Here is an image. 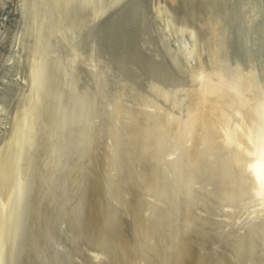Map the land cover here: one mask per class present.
<instances>
[{
    "label": "rangeland",
    "instance_id": "374dc122",
    "mask_svg": "<svg viewBox=\"0 0 264 264\" xmlns=\"http://www.w3.org/2000/svg\"><path fill=\"white\" fill-rule=\"evenodd\" d=\"M0 4L2 5V6L0 5V9H2V11L5 12L4 14L5 16L4 15L0 16V19H1L0 21H2L3 19L7 17H10L9 18L11 20L10 23L11 25H13L12 28L14 27V34L12 35L13 37L10 40L11 42H13V46L10 52L8 51V53L5 56V63H4L5 66L2 70L1 79L3 82L6 81L8 83V80H9V83H11L12 82L10 79L11 77L9 76V79H8V75L11 72L15 71L18 63H21L20 61H22V63L24 62V64H22L24 68H26L27 65L29 64L27 68L33 71L32 72L31 70H29V73L32 78L34 77L33 78L35 79L34 85H36V86L33 85L34 87H32L33 92L31 96L29 97V102H28L29 104L26 108V110L28 111L25 110L26 112H24L21 115V118L17 120L19 124L15 122L16 118H15V111H14L17 105L15 102L16 101L18 102L17 100L18 98L14 97L15 100H13L11 103V101H9L11 100L9 96H7V98L6 96H4V98H6L5 100L3 97H1L5 94V91H4L5 89L6 91L7 90L11 91L9 87L3 88V90L0 91L1 92L0 97L1 99L3 98V100L0 99V150H3L2 146L4 147V143L7 141L10 135H11L10 136L11 139L9 141L10 145L8 144L7 145L8 147L9 146L11 147L13 144V147H11L12 149H10V147L7 148V146H5L4 148L5 150L10 149L13 152L10 156H7L9 161L7 160V157H5L6 160L4 159V157H0V159L4 160V161L2 160V162L0 163V184L4 183L5 185H7V183L10 182L8 183V185L12 184L13 186V189L10 190L11 193L9 192V190L1 192L3 196L7 195V197L3 198L2 194L0 195L2 197L0 198L1 199L0 203L2 205V206L0 205V209L1 208L4 209L3 207H6L8 205H9V209L11 210L15 208L14 209L15 211L12 210L9 215V219H10L9 226H8L9 231L7 232V235L5 237L7 239L6 240L7 242L5 241L4 236H2V234L4 233V230L3 228H0L2 229L0 232H3V233H0V238H1L0 239V251H1L0 252V264H8L10 260L11 261L9 264L11 263L12 264H30V262L32 264H72V263L73 264H78V263L79 264H94V263L95 264H115L116 261H119L120 264L122 262H124L123 264H127L128 262L129 263L131 262L130 264H137V262L138 264H146L144 263V260L148 259L150 256L144 259L145 255L143 257L141 255H143L144 252L151 253V251H153L152 249H154V252H152L154 256L150 254L153 256V258L150 257V260L149 259L147 260L149 261V264L151 261H154L152 262V264L156 262L157 255H155V253L158 254V256L161 255L159 257L160 259L157 258L158 261L159 260L160 261L156 262L155 264H161V263L164 264V262H167L170 258H172L171 256L175 252V251L173 252V250L177 249V247L172 248L173 247L172 244L175 242L178 245V241H180L181 239L182 241H180L179 244L181 242L183 243V237H182L183 232L181 234L182 230L189 231L190 233L185 232L186 234H188L187 238L191 236L190 239H192V242L195 241L193 244H191V242L188 241L191 244L190 247L193 246L196 253L197 251L198 252L200 251L201 256L202 255L205 256L206 254L205 256L206 259L202 260L204 263L201 262V264H215L216 261H218L220 258L222 259V260L220 259L221 261L227 258L226 260H224V262L218 261V263L220 264L222 263L227 264L228 263L227 261H229L228 264H232V263L233 264H264V237H263L264 236L263 234L264 233V228H263L264 227V192H261V191L258 192L259 181H256L254 179L255 176L252 175V172H251L252 163L248 165V163L250 162L249 160H251V158L250 159L247 158V157H252L254 154L257 156V153H258L257 149H261V146L263 147L264 145L262 143L264 140L263 138L261 140V137H260V136L262 137L264 136V0H16V1L15 0H0ZM19 6L21 8V12L15 16L12 15L11 11L15 9L16 7L18 8ZM22 7L25 9L24 13H23L24 9H22ZM32 11L34 13H32ZM22 14H24L25 16ZM35 21H38V22H35ZM33 26H35V29ZM28 28H29V31H28ZM38 31L40 34L38 33ZM211 37H213V42L211 40ZM27 42H29L30 44ZM26 45H29V46H26ZM30 45L31 46L33 45L34 49ZM28 52L30 53L32 52L31 53L32 56L29 53L30 54L29 58L31 57L30 58L31 60L28 61V64H25L26 63L25 59H27ZM24 56L26 58H24ZM119 57H122V60L127 62V63L125 62L127 66L122 62L124 64L123 68L125 67L124 69H122V66L120 68L121 64L118 63L120 62L118 60L121 58ZM30 65L31 67H29ZM32 78H29L28 81L32 80ZM47 86L49 87L48 94H47V89H46ZM207 86L208 87L210 86V87L208 88ZM203 89L207 90V92L205 93H208V92L211 93L210 96H212L215 93L214 91H216L217 98L215 99L216 94L213 95L215 97L213 96L212 97L215 100H218L219 98L218 102L219 103L222 102V104L220 103L221 111H225L226 113V114L222 113V115L223 114L225 115V116L223 115L224 116L223 120H226L227 118V122L228 121L229 122L226 124L229 125L230 123L229 127L226 126L228 129H230V126L232 127V123L234 125H238V123H241V126L239 125V127L242 130H240L239 128V130L237 129L235 131L234 127H232L235 134L231 130L230 132L236 135L237 131L239 132L241 131V134L236 135V136L238 137L240 136L238 141L240 140L241 143L243 142L242 144L236 141H228V139H226L227 141L225 140V142H223L224 140H221V138L225 137V134L229 132V130L225 127L226 125L225 123L221 125L223 126L224 129L226 128L225 129L227 130L226 133L223 131V128L221 129L223 132L220 130H219L220 132L217 131L218 129L221 128L219 127L218 129L214 131L212 135L206 134L205 132L203 134L204 136H201L200 134L204 132V130L199 129V130H195V133L196 132L200 133L199 134L200 136L198 137H196L198 134L196 135L194 134L195 136L191 135L189 133L190 130L186 132L183 129H179L180 127L182 128V124L179 121L182 120L183 122V120H185L186 122V120L190 117V115L192 117V115L195 114V113H191L192 110L195 108V106L199 105V102L203 100L202 98L204 97L207 98V96L203 94L204 93ZM52 91L54 94L52 93ZM210 91H213V93ZM198 93L203 94V97L201 95L202 97L201 99L198 97L200 94L197 96ZM66 94L67 95L69 94V95L67 96ZM47 95L49 97V101L46 100ZM218 95H220V97H218ZM56 96L58 98V102H57ZM64 96L66 97L64 98ZM210 96L208 98H210ZM195 97L197 98V100L195 99ZM221 97H223L224 99H222ZM66 99H70V101ZM65 100L67 103L65 102ZM207 100L204 99L203 102ZM46 101H47V104L50 105L51 132L49 130L50 132L48 133L49 136H47V133L45 132L47 131V128L45 130H42L44 129L43 126H46V123H45L46 116L44 115L45 114L44 112H47L45 111L47 109ZM194 101L195 102L199 101V102L198 104L194 105ZM223 105L224 107L222 108ZM45 106L46 108H44ZM197 106L196 108L200 109V107H197ZM199 106H201V104ZM117 108L119 109V112H121L122 110L121 114L118 112ZM199 109L198 110L196 109V112L197 111L199 112ZM221 111L219 112L221 113ZM113 112H115L116 114H113ZM79 114H81V116ZM107 116L110 118H107ZM221 116H220V119H221ZM174 117L179 118V119L177 118L178 122H176L178 125L176 124L175 126L179 127L180 126L179 123L181 124L178 130L175 126H173L174 122L176 121V118L174 121ZM118 118H119V121L116 120ZM21 119H23L24 122ZM168 119H169V122H168ZM30 120L33 122V124L35 123L34 127H32L33 124ZM172 120H173L172 122L173 124H169ZM26 121L28 122V124ZM68 121L70 122V124ZM29 122H31L32 126L30 125ZM185 122H183V127L187 129L190 128L189 126L185 125L186 123L189 124V121L186 123ZM77 123L78 124L80 123V124L78 125ZM123 123H126V126ZM64 124L65 125L67 124V125L65 126ZM131 124L133 125V127L131 126ZM141 124L142 126H140ZM167 124L173 127L171 128L167 126ZM165 125L167 128H165ZM109 126L112 128L115 127L119 131L116 130L115 132L117 133H115L113 132L115 130L114 129L112 131L113 133H109L112 130V129L110 130ZM18 127L20 130L18 129ZM29 127L30 129H28ZM127 127H129V129ZM137 127L139 129H136ZM119 128L121 129V131ZM163 128H165L164 132L166 130L167 131L170 130L171 132V130L173 129L172 133H169V131L167 132V134L169 133V135L171 136L167 134H166L167 136L164 135L166 139H168V137L171 138L170 140L169 139L168 140L172 142V144L168 146V144H170L168 140L167 141L165 140V141L169 143L167 144L164 141V144L165 145L167 144L165 146L167 148L168 147L171 148V146L173 145L172 147H174L173 148L174 150L172 148L171 150L169 148L168 149L165 148L163 150V147H162L163 151L160 150L161 148V147L159 148L160 142L163 143V138H164V137L160 138L161 136H163L162 133H160V130L162 132ZM174 128H176V131H178L179 134L174 133L176 132ZM13 129H17V130H13ZM127 129L130 131H128ZM136 130L137 131L139 130V131L137 132ZM180 130H183V132ZM244 130L247 133V134L245 133L246 136L244 138H246L248 142L246 140H243L244 138H242L244 134ZM158 132L161 135L158 134ZM215 132H217V136ZM230 132L229 134H227L228 136H230ZM119 133H120V136L118 135ZM182 133L184 136L182 135ZM42 134L46 135V137L44 138ZM110 134L112 136H110ZM125 134H126V137H125ZM222 134L224 135L222 136ZM141 135H143L144 137L143 136L141 137ZM177 135H180L183 137L180 138V136L178 137ZM190 135L194 136L195 138L194 141L197 143H196V146L194 145L191 147L190 145V148H188L189 145H186V144H189V141L185 142L183 141L185 140L183 138L188 136L189 138L187 137L186 138L190 140L191 144H193L194 142L192 140L194 138L192 137V139H190L191 138ZM213 135L216 136L215 141H214L215 138H213L214 137ZM206 136L207 138H205ZM210 136L213 139H211ZM228 136H226V138H228ZM100 137L104 138L103 140L107 143H105ZM116 137L118 138V140ZM120 137L121 139L119 140ZM200 137L202 138L204 137L203 140L205 141L206 139V141L199 142L200 139L202 140V138ZM41 138L45 139L46 141L42 140ZM172 138L173 140L175 139V141H171ZM197 138L199 139L198 141H197ZM47 139L49 140L51 139L50 140L51 144L48 142L49 140ZM178 139L181 143L176 142L178 141ZM41 140L46 143L48 142L50 146L49 145L47 146L48 143L45 144ZM100 140L103 141V143L105 144V146H107V148L103 146L104 145L103 143L101 144ZM122 140L124 142H122ZM211 140L213 141L211 145L206 144L207 141L210 142ZM39 141L40 143H38ZM117 141L118 142L121 141V142L117 143ZM155 141L158 142L159 144L156 143ZM245 141H246L247 147L245 146L246 147V148L244 147L245 149L242 147L243 150H240L239 155L234 154V155H237L236 157H238V158H235L232 152L233 149L234 148L236 149L237 143L244 146ZM150 142H153V143L150 144ZM173 142L176 143L178 147L179 146L183 147V145L186 147H184V149L182 147H179V148L177 147L178 149H181L182 151L181 150L176 151V147H175L176 144H174ZM121 143L124 144L125 146L123 147L124 149L122 148ZM224 143H227V144L223 146ZM228 143H231V144L228 145ZM233 143H234V146L232 145ZM44 144L46 147L45 149L48 151L49 150L52 151L51 153L50 151L49 152L45 151ZM97 144L99 146H97ZM114 144L115 145L117 144L119 146L121 145L120 148H122V150L116 145V147H118L120 152H118L117 148H115V151H114L113 150V147L115 146ZM199 144L202 146H200ZM205 144L206 146L207 145L208 146L207 147L204 146ZM218 144L219 145L223 144V145L218 146ZM257 145L258 146L261 145V146L257 147ZM100 146H103V147H100ZM203 146L205 147V150L207 151L209 148V152L211 151V153L213 152L216 153V150L217 149L219 150V148L220 150L222 149L223 151V148L225 149V148H228L229 146H233V149H230L232 151L230 150L227 151V153L230 152L232 153V155L229 154L231 155L229 156L228 154H226L225 156V154H222V151H220L221 155H223V157H221V155H219L220 152H217L220 158H218L216 155H215V158L216 159L218 158L217 162L219 161L218 162L219 165L218 166L214 165V167L212 165L213 168L212 167L208 168L209 164H210L209 166H211V163H212L211 161L214 160V159L213 160L211 159L214 158V156L213 154H211L213 156L212 157L210 153L206 154L208 152L206 151L205 153L204 149H202ZM215 146L217 147V149L216 150L212 149V148H216ZM248 146L251 148L249 149ZM47 147H51V148L47 149ZM97 147L98 149L99 147L102 148V150L101 149L98 150ZM151 147L152 149H150ZM198 147L200 148L199 153L196 152ZM103 148L105 149V151L103 150ZM187 148L189 150L191 149L192 150L188 151ZM108 149L111 151L113 150L114 155L110 153L111 151L106 152ZM142 149H143L144 154L142 153ZM149 149L150 151H147ZM195 149L196 151L193 152V150ZM235 149H234V152H237L235 151ZM237 149L239 150V148ZM151 150H155L153 151L154 153H152ZM157 150L163 155H159ZM202 150L204 152H202ZM241 151L243 152L241 153ZM251 151L253 152L252 153L253 155L250 153ZM87 152H88V155H86ZM97 152L101 154L99 155V153ZM121 152L122 154H120ZM145 152L147 154L148 153L150 154L147 155ZM155 152H157L158 154ZM167 152L168 154L170 153L169 156L167 155ZM185 152L186 153L193 152V153L187 154L189 156L187 157ZM195 152L201 155H197ZM223 152L226 153L225 150ZM123 153H125V155ZM181 153L184 155H182ZM116 154H118L119 156L116 157L117 156ZM151 154H153V156ZM192 154H196L200 158L197 161L198 164L196 163L197 165L201 164V166L197 167L198 170L194 168V166L196 167V165L193 166V163H192V166L189 165L192 162V161L190 162L191 158L192 160L195 159V157L198 158L197 156L193 158L194 155ZM98 155H99V158H97ZM175 155H177V157ZM203 155L204 157L207 156L206 157L207 159L205 158L203 159ZM106 156H109V159H110V156L112 160L114 159L113 160L114 163L112 161L111 163L113 164L111 166H114L117 170L114 167H109L111 163L108 162L109 159L107 157L108 159L107 160ZM178 156H180V158ZM181 156L182 157L184 156L186 160V164H188L189 167H186L185 162L182 163ZM115 157L117 158L116 161L118 159L120 160V164L118 161H117L118 163L115 161ZM224 157H227L226 160L228 162L225 161L227 167L224 166L225 165V162L223 161ZM228 157L229 158L231 157L233 159L229 161ZM184 158L182 159L183 161H185ZM246 158L248 159L247 161L249 162L246 161ZM53 159H55V161ZM98 159L99 161H102V160L104 161L105 159L107 160L105 161V164L108 165V170L107 168H105L106 165L103 166L104 164H102L101 167H98L99 169L102 168L101 169L102 171L95 168L97 166L94 164H98V162H96V160L98 161ZM220 159L222 160L221 162H223L224 165L223 163L221 164ZM201 160L202 161L207 160L206 162L207 164L208 163L209 164L206 166L204 162V165H202L203 162ZM148 161H151V162H148ZM238 161L241 162L240 163L241 166L242 164L244 165V167L242 168V171L245 170L243 171V174L241 172V168L237 166L239 165ZM44 162L46 163L48 162L49 164L48 163L46 164ZM163 162H166V163L170 162V164L168 163L166 164ZM195 162L196 160L194 161V164ZM231 162L232 164L234 162L236 164L238 163L237 165H235L234 163V165L238 167V169L240 170H238L235 167L233 168L234 165L229 167L228 164H231ZM85 163H86V166L84 165ZM115 163L119 165L117 166ZM183 164L185 165V167H183ZM99 165L100 163L98 164V166ZM176 165H179L181 168L183 167V170L179 166H176ZM222 165L225 167V168L223 167L224 169L221 167ZM159 166L161 167L166 166V168H163V170L164 169L166 170L164 171L167 172L166 173L167 175L166 174L162 175L164 172L160 174V172H162V168L161 167L159 168ZM204 166L205 168H203ZM216 166H217V169H216ZM46 167L48 168L46 169ZM91 167L92 168L94 167V169L98 170V171L97 170L95 171L100 172V173H95L94 171L95 175H93L94 173L91 172L92 170ZM218 167L221 168L223 172H225L226 170L228 171L230 170L229 172L231 171L235 172L234 171L235 169L241 172L242 175L241 174L236 175L239 172L237 173L235 172L236 174L235 173L233 174V173H229L228 171H226V174H224L225 177L223 173L222 174L220 173V176L222 175V177H221V181L219 179L220 181L219 183L221 182L223 183V181L227 178V176L232 177L233 180H236V179L240 180L241 178L245 179V180L243 179V181L241 179V181L244 183L243 184L240 181L242 185L238 183L239 180L238 181L236 180L237 182L232 180L234 185L233 187H231L232 178L230 179L228 177L230 179L228 180L230 184H225L224 182L225 186L221 184L219 186V189L221 188L220 190H222V194L225 193L226 190L227 191L230 190L232 192V195H235L236 198H234L233 196L230 197L231 194L228 195V193H231V192L226 193L227 195L226 194L222 195L223 196L222 197L218 187L217 188L215 187L216 184L219 185V183L217 182L218 180L213 181L214 178L215 179L220 178V176H218L219 173L217 171L222 172L220 171L221 169L218 170ZM109 168L115 170L113 172H115L116 174H114L111 170L110 171L112 173L111 172L107 173L108 175L113 174L111 175L112 177L115 175L114 177L116 181L115 179H113L114 177L112 178L114 183L110 179L111 177L106 174V170L107 172H109ZM171 168H173L174 170ZM176 168H178L179 170L176 172H173L175 171ZM167 169H170V171H168ZM187 169L188 170L192 169L191 170L192 172H188ZM199 169H201V171L203 170V172H205L206 174L211 175V177L212 175H214V178L210 177L211 179H213L212 182L206 181L205 183V181L203 180L205 178L207 179L209 175L208 177H206L207 176L206 174L204 176V173L201 172ZM213 169L215 171L217 170L216 171L217 173L214 172ZM148 170L150 173L153 174V175L151 174L152 176H154V174H157V172L161 176L160 177L157 174L158 176L155 175L154 177H152L153 179L155 177L157 178L160 177L158 179H161L162 183H160L159 181L157 183L158 186L159 184L160 185L163 184V179L164 180L165 178L170 179V177L174 178V180L172 181H175L178 185L175 182H171L170 181L171 179L169 181L166 180L164 184L166 183L167 184L166 185L163 184L164 186L161 185L160 187L161 191H160V189L157 188L158 186H156L157 184L152 183L156 181V178L153 181L147 178L148 174H150V173H146L148 172ZM1 171H3V173H1ZM209 171H212L214 174H210ZM187 172L189 173V175L191 173V175L188 177L190 178L189 181L192 182V183L190 182L191 188H188L187 185L183 184V183L187 184L189 182L188 180H186L188 178L186 179L183 178V177H186V175L188 174ZM141 173L146 176L142 175ZM177 173H178V176L183 178L186 182L183 180H182L183 182H181L179 180L181 178L177 176ZM103 174L105 176L107 175L106 177H108L112 183L108 179L107 180L111 184L108 183V181L105 179ZM168 174L170 176H168ZM215 174L218 178L215 176ZM229 174H231L232 176ZM98 175H99V178H97V180H99V182L101 181L100 183L94 177V176L98 177ZM102 175H103V179L101 180ZM173 175L174 177H172ZM91 177L93 179L95 178L96 180L95 182H98V184L94 183L93 182L94 180ZM149 177L151 176L149 175ZM176 177L178 178V180ZM210 178H208L207 180H209ZM222 178H223V181H222ZM147 179H148V183L150 182L155 185V187L157 188V191H153V190H156L155 187L153 190H151L150 187H152L153 185H151L150 183L149 184L151 186L149 185L150 187H147V185L145 184V182H147ZM176 180L180 181L181 183L179 182L180 183L179 184ZM86 182L87 183L89 182L90 185L87 184ZM91 182L93 183V185ZM116 182L117 184H115ZM122 182L123 183L126 182V184L125 183L123 184ZM234 182L238 183L240 187L239 186L236 187V184ZM101 183H103L102 184L103 186L101 185ZM118 183L120 186L118 185ZM171 183L172 184L174 183L176 185L174 186ZM190 183L188 184L190 185ZM170 184L172 187H174L173 188L174 190L171 188V186L168 187ZM15 185L18 187L17 188L18 190L17 189L15 190ZM104 185L108 186V187L106 186L107 190H105L106 188ZM113 185L119 186V187L116 186L119 191ZM205 185L206 187L204 188L206 189H203V186ZM112 186L115 187L111 189L112 193L111 194L106 193V191L110 192L109 191L110 189L108 188H111ZM122 186H124V188ZM165 186L166 188H168V190L165 188ZM223 186L225 189L223 188ZM97 187H100V190ZM209 187L211 189H214L215 192H219V193L214 192L215 195L216 194L218 195L220 194V195L219 196L214 195L215 196V199H214V196H212L211 194L213 190H211ZM143 188L145 189L147 188V189L144 190ZM186 188L188 189V191ZM228 188L230 189L228 190ZM238 188H242L243 191L242 189L241 191L244 192V194L238 191L240 190ZM244 188L246 192L244 191ZM113 189H116L118 192L116 190L113 191ZM189 189L192 191V193L191 191L189 192ZM200 189H202V191L204 190L203 193L205 192V190L211 192L210 193L211 195L208 194V196H206L207 193H209L207 192L206 194H202V196L204 195L206 196V198L204 196L202 197L201 195H199ZM223 189H224V192H223ZM90 190H92L93 193H90ZM97 190L100 192L102 190L105 191V192L102 191V193L104 192V194H101V196L99 197L101 198L108 197L109 196L108 194H110L111 197L115 200L114 201L112 198L108 197L110 201L111 200L113 201L109 202L108 199L106 198L105 199L108 201V203L107 202L105 203V201L101 202V199L99 201L100 203H104L102 205L99 203L100 204L99 207L104 206L102 207V209L99 208L100 212L101 210L106 212V216L104 212L102 213L104 214L105 218L101 215V218L103 217V221L104 219H108V217L109 219L111 218V216H108V214L110 215L113 214L112 222H109L111 221L109 219H108L109 223L107 222V220H105L106 221L105 228L102 227L104 224L99 226V224L101 223V221L99 222V220H101L99 218L101 213L98 211L99 216L93 215V213H91V212L95 213V211H92V210L94 208L93 207L94 204L96 203L93 201L94 198L92 197H94L93 194H95L94 192ZM166 190L167 192H169V190L170 192L173 190L172 191L173 194L172 192L166 194V195L168 194L174 195V196L170 195L171 197L168 195L169 197L168 199H171L169 200L170 202H168L167 196L164 195L165 193L163 194V192ZM184 190L187 191V193H190V195L188 194L190 197H187L188 200L185 198L187 194ZM15 191H17L16 194H15ZM36 191L37 192L39 191V192L37 193ZM175 191L177 193H175ZM235 191L240 193L239 194L240 197H238V193H233ZM8 192H9V195H8ZM40 192H43V193L41 194ZM45 192L46 194H44ZM113 192H116L117 194L115 193L114 195H112ZM156 192H157L156 196H158V198H156L155 196ZM33 193H35V198L32 199ZM241 193H242V196H241ZM43 194L46 196L44 197ZM91 194L93 196H91ZM147 194L148 195L151 194V196L149 197L147 196ZM161 194L165 196L164 198L166 199V201L164 198H163L164 202L162 201L163 199L161 198L162 196ZM104 195H107V196H104ZM182 195H184V198L182 197ZM196 195H198L197 197L199 199L195 197ZM225 195L228 196L227 197L228 200L225 198L226 197ZM87 196H89V199H87L88 198ZM210 196H212L213 198L211 199ZM179 197H181V199H179ZM219 197H222V199ZM8 198L11 199V201ZM203 198L205 199L208 198V200L214 199L215 201H219V200H216L217 198H219L225 203H223L220 200V203L222 204H218L219 202H215L214 200L211 202V200H209L211 204L209 203L206 204L209 201L206 200L207 202H205ZM224 198L228 202H226ZM182 199H185L187 201L182 200ZM231 199L233 200L235 199V200L231 201ZM158 200L160 202H158ZM181 200L182 202L185 201L188 204L189 203L191 204V205L190 204L187 205V207L189 206L187 210L190 209L189 212L190 213L192 212L191 215L196 219L194 218L191 219L190 218L192 217L191 215H189L188 217L189 212L186 211V206H185L187 203H183L185 204L183 205ZM203 200H204V203H203ZM16 201H17V205L15 203ZM90 201H93L94 203V204L90 203L92 207H90L88 203ZM110 203H112V205H110V208H109L106 205ZM147 203H149L148 206H147ZM228 203L229 204L232 203L231 206ZM33 204H35L36 207H34ZM152 204L154 205L156 204V206L158 205V207H160V205H163V206L166 205V206L164 208L161 206V209L159 208L156 210L157 207L155 208L154 205L153 207L150 206ZM28 205L31 207L30 208L31 210L28 209L29 208ZM167 205L168 206L171 205L170 207H172V209H170V211H169L170 207H168ZM209 205H211L212 208ZM227 206H228V209H226ZM41 208H44V209H41ZM107 208H109L108 210H111L112 208L114 211L113 212L111 211L110 213V211H108ZM166 208H168L167 209L168 211L166 210L167 212L165 211L166 212L165 215H162L163 221H160V222L161 223L163 222V223L161 224L159 223V220L161 218L158 216V214H160V212L162 213V211H164ZM89 209H91V211ZM178 209H181V214L179 213ZM106 210L108 211V213ZM135 210L136 212L141 210L139 216H136V214H139V213L138 212L136 213ZM184 210L187 212V213L185 212L187 214L186 217L189 218V219L186 218L183 213V216L185 217V219H188L189 222L192 224L196 223L195 225L190 224L188 220L187 222H185L184 217L180 218V216L182 215V211L184 212ZM37 211L39 213L41 211V213L39 214L37 213ZM144 212L146 213V215H144L145 214ZM17 213H19V215ZM90 213L92 215H90ZM141 213H143V216H141ZM155 213L157 216L155 215L156 217L154 216V218H157L158 221L155 219L154 220L159 224L154 222V220H151ZM167 213L168 215H166ZM30 214L31 215L34 214V215L31 216ZM234 214H237V215L235 216ZM30 216L32 218L28 220ZM91 216H94L93 220L98 219L97 220L99 222V223L97 222L98 225H96L97 223H95V221L91 219L92 218ZM230 216H233V218ZM14 217L16 218L18 217V219H15ZM138 217H139V220L142 219L141 221L145 220L146 222L144 221L140 222L138 220ZM20 218H22V220ZM90 219L93 221V223H91L92 221L90 222ZM146 219L151 222L153 221L152 225L154 223L156 224H154L153 226H150L151 225L149 224L150 222H147ZM171 219L173 220L172 223L174 222L173 226L176 225V222L178 223V225L176 226L178 227L180 226L179 228L174 226L176 229L175 231L177 232V234L175 231L173 232L175 236L178 237L177 235L181 234L180 235L181 237H178L176 239L172 233L174 229L173 230L170 229L171 230L170 232L172 233L174 238H170V236L172 237V235H168L167 233V230L169 232V229L167 228H168L169 223L171 222ZM11 220L13 222L17 220L15 221V224H14L15 226L11 225L10 223ZM166 220L169 221V223L166 222ZM208 220L210 221V223H208ZM134 221L136 222L138 221V224L140 223L139 224L140 226H138L137 223H135ZM164 221L167 224H165ZM211 221L213 225L211 224ZM117 222L118 224L119 223L120 224L119 225L116 224ZM126 222L127 224L125 226ZM129 222L130 224L132 222L133 226L134 224H136L135 225L136 227L134 226L136 229L138 227L140 229L138 228L137 231L135 232V230H133L134 228L133 226H132L133 228H129L131 226ZM89 223L93 225L91 226L89 225ZM107 223L110 224L109 226L112 225L111 226L112 228L107 226ZM113 223L117 227L116 230H115V226H113ZM203 223L208 224V225L205 226ZM2 224L3 223L0 222V225ZM160 225L162 226L160 227ZM163 225L164 226L166 225L165 227L167 228L166 229L163 228L164 227ZM199 225H200L199 229H196ZM23 226H24V229L22 228ZM170 226H172L171 223H170ZM173 226L171 228H173ZM226 226L228 227L225 230ZM14 227H16L15 229L18 228L19 231L17 229L16 232H14L15 231ZM144 227L145 228L147 227L148 230L145 231L146 229ZM148 227L149 228L153 227V228L149 229ZM93 228H97L96 229L97 231H95V229L93 230ZM102 228H103V231H102ZM110 228L113 232H110L111 231ZM113 228L115 231L113 230ZM157 228H159V233L157 232L158 231ZM98 229L100 230V232H103L104 234L101 235L102 233L100 234V232H98ZM141 229L143 231L142 233H145L146 235L142 234L140 236L141 231L139 230ZM155 229H157V231ZM21 230L22 232L20 233ZM105 230L106 231L108 230L107 233L108 235L110 234L109 236H107V234L105 235L106 233ZM177 230H181L180 234ZM96 232H98V235H101V236H98ZM133 232L135 235L137 232H140V234L137 233L138 234L137 236L139 237V239L137 236H136L137 238H135ZM149 232L150 233L152 232V233L150 234ZM93 233H95L97 237L94 236ZM128 234H131L133 236H130ZM147 234H149L150 236L153 235L154 237L149 236L148 238ZM14 235H17V236H14ZM120 235H122L121 238L123 237L128 238V236L132 238L134 237L133 239H135V242L139 240H141V242L139 241V243H142V240L143 242H147L144 245L140 244L141 248L146 245L148 246L149 244L148 247L147 246L145 247L147 248V251L145 250V248L144 250L143 248L141 250L139 245L137 244L138 242L135 243V245L133 242V248L132 250L130 249L132 252H134V254L131 251H128L127 248H123L125 246V245L123 246V244L122 246H120V248L122 247V249L116 248L117 246L119 247V245L117 244H121L120 242H123L122 241L123 239L121 238L120 240L118 239V243L113 244L114 246H112L111 244L114 243L117 240V237L119 238ZM200 235L202 236V238ZM103 236L104 237L107 236L108 238H110L111 236L110 240L112 243L110 242V240L106 238H104L106 240L102 239ZM155 236L156 237L161 236V238L162 236H165V237L169 236V237L168 238L164 237L163 240L159 238L160 239L159 241L158 238H156ZM113 237L115 240L112 239ZM143 237L144 239H146L145 241ZM208 237L209 239H207ZM14 238H16L15 240L17 241H15ZM32 238H35V239L33 240ZM133 239L130 238V240L134 241ZM208 240H210V242ZM106 241L107 243H111L110 246H112V248H115L116 251H114L108 244H106L105 243ZM83 242H84V246H82ZM164 242L166 245H164ZM167 242H171L172 244L171 243L167 244ZM29 243H31L30 246H29ZM33 243H35V245H32ZM158 243H161L160 246ZM16 244L18 245L16 246ZM9 245H12V246H9ZM105 245H107L106 248H105ZM150 245L154 247L151 248ZM155 245L159 249L160 248L164 250L166 249L165 251H168L169 255H168V252H165L164 250H161V249L156 251L155 249L157 248H155L156 247ZM167 245L169 246L171 245V249L169 247L167 250V247H168ZM173 245L175 246V244ZM101 246H104L102 247L103 251H102V248H100ZM137 247H139V249ZM135 249L138 251V253H136L137 256H135L137 258L131 256V255H135V251H136ZM121 250L123 251V254L125 253V256L127 255V258L125 257L126 259L124 258V255L120 253L122 252ZM124 250H127V252ZM193 250L187 249V247H185L183 252L185 251L186 254L183 257V260H184L183 264H194L196 263V261L198 262L197 256L199 255H197L195 251ZM139 251H140V254L141 252L143 254L139 255ZM159 251H164L167 254L164 255L162 254V252H159ZM26 252L29 253V255H27ZM128 252L129 253L131 252L130 253L131 255H129ZM30 253H35V254H30ZM114 253L115 254L117 253L116 255H118L119 253V256L120 255L122 256L120 257L118 256L119 257L118 258L117 256L114 255ZM147 253H146V256L148 255ZM102 254L104 258L102 257ZM230 254L232 255L230 256ZM61 255L65 257L63 256L61 257ZM128 255L131 257H128ZM138 255L142 258V260L139 259L140 257H138ZM240 255H242V257ZM162 256L163 257L168 256L169 258L166 257L167 261L164 258V261L161 262ZM203 256H202V259H203ZM133 258L135 259V261ZM214 258L218 260L215 259L216 260L215 261ZM28 259L29 260L31 259V260L29 261ZM138 259L140 262L138 261ZM152 259H155V260H152ZM13 260H15V262ZM21 262H24V263H21ZM170 262L172 263V261ZM170 262L168 261V263H165V264H171Z\"/></svg>",
    "mask_w": 264,
    "mask_h": 264
},
{
    "label": "bare ground",
    "instance_id": "6f19581e",
    "mask_svg": "<svg viewBox=\"0 0 264 264\" xmlns=\"http://www.w3.org/2000/svg\"><path fill=\"white\" fill-rule=\"evenodd\" d=\"M15 1H16V0H15ZM6 2H7V1H6ZM9 2H10V1H9ZM2 3H3V1H2ZM4 3H5V1H4ZM34 4H35V3H34ZM0 5H1V4H0ZM1 6H2V5H1ZM14 6H15V5H14ZM9 7H10V6H9ZM1 8H2V7H1ZM7 8H8V7H7ZM19 8H20V6H19L18 8L16 7L15 9H13V10L11 11L12 15L15 16V15L19 14V13L21 12V8H20V9H19ZM3 9H4V8H3ZM22 9H24V8L22 7ZM27 9H28V8H27ZM30 9H31V8H30ZM37 9H38V7H37ZM0 10H1V11H0V16H1V15L3 16V15L5 14V12L2 11V9H0ZM6 11H7V10H6ZM37 11H38V10H37ZM8 12H9V11H8ZM24 12H25V9H24L23 13H24ZM6 13H7V12H6ZM32 13H34V12L32 11ZM28 14H29V13H28ZM30 14H31V13H30ZM130 14H131V13H130ZM133 14H134V13H133ZM22 15H24V14H22ZM131 15H132V14H131ZM4 16H5V15H4ZM24 16H25V15H24ZM42 16H43V14H42ZM26 17H27V15H26ZM29 17H30V16H29ZM1 18H2V17H1ZM9 18H10V17H7V18L3 19L2 21H0V91H2L3 88H7V87H9V89H10L11 91H9V90L6 91V89H5V90H4V91H5V94H4L3 96H1V97L4 98V96H6V98H7V96H9V97L11 98V100H9V101H11V103H12L13 100H15L14 97H17V98H18V99H17L18 102H17V101L15 102L17 105H16V109L14 110V111H15V118H16V121H15V120H14V121L17 122V120L21 118V115H22L24 112L28 111V110H26V108H27V106H28V104H29V103H28V102H29V97L31 96V94H32V92H33V91H32V89H33L32 87H34V86H36V85H34V81H35V79H33L34 77L32 78V77L30 76V73H29V70H31V69L27 68L28 65H29V64H28V61L31 60V59H30L31 57L29 58V56H30V54H31L32 52H31V53L28 52V54H27V59H25V61H26L25 64H28L26 68H24V67L22 66V64H24V62L22 63V61H20L21 63H18L16 70L13 71V72H11V73L8 75V79H9V76L11 77V78H10L11 81H12L11 83H9V80H8V83H7L6 81L3 82L2 79H1L2 70H3L4 66H5V64H4V63H5V56H6V54L8 53V51L10 52V50H11V48H12V46H13V42H11L10 40L12 39V37H13L12 35L14 34V27L12 28L13 25H11V23H10L11 20H10ZM31 18H33V17H31ZM0 20H1V19H0ZM25 20H26V19H25ZM25 20H24V21H25ZM29 20H30V18H29ZM24 21H23V22H24ZM27 21H28V20H27ZM128 21H129V20H128ZM138 21H139V20H138ZM18 22H19V21H18ZM31 22H32V21H31ZM33 22H34V21H33ZM35 22H38V21H35ZM64 22H65V21H64ZM141 23H142V22H141ZM223 23H224V22H223ZM28 24H29V23H28ZM31 24H33V23H31ZM35 24H36V23H35ZM40 24H41V23H40ZM22 25H23V24H22ZM33 27H34V29H35V26H33ZM212 27H213V26H212ZM19 29H20V27H19ZM19 29H18V30H19ZM32 29H33V28H32ZM30 30H31V29H30ZM213 30H214V29H213ZM28 31H29V28H28ZM210 31H211V29H210ZM30 32H31V31H30ZM36 32H37V30H36ZM17 33H18V32H17ZM32 33H33V32H32ZM38 33H39V31H38ZM29 34H31V33H29ZM34 34H35V32H34ZM39 34H40V33H39ZM213 34H215V33H213ZM217 34H218V32H217ZM221 34H222V33H221ZM211 35H212V34H211ZM214 36H215V35H214ZM38 38H39V37H38ZM221 38H222V37H221ZM34 40H35V38H34ZM208 40H209V39H208ZM211 40H212V42H213V37H211ZM217 40H218V39H217ZM27 43H29V42H27ZM34 43H35V42H34ZM29 44H30V43H29ZM33 45H34V44H33ZM33 45H32V46L30 45V46L34 49ZM36 45H37V44H36ZM26 46H29V45H26ZM37 46H38V45H37ZM31 47H30V48H31ZM35 47H36V46H35ZM127 48H129V47H127ZM48 49H49V48H48ZM37 50H39V49H37ZM30 51H31V49H30ZM29 53H30V54H29ZM33 53H35V52H33ZM36 53H37V51H36ZM136 54H137V53H136ZM36 55H37V54H36ZM25 56H26V54H25ZM25 56H24V58H26ZM31 56H32V54H31ZM137 57H138V56H137ZM119 58H121V59H119ZM119 58H118L119 60H118V59H117V60L120 61L121 63L118 62V61H117V62H118L119 64H121V65H120V68H121V66H122V69H124L125 67L123 68V65L125 64L126 61H123V60H122V57H119ZM33 60H34V59H33ZM217 60H218V59H217ZM23 61H24V60H23ZM38 61H39V60H38ZM38 61H37V62H38ZM30 62H32V61H30ZM30 62H29V63H30ZM122 62H123L124 64H123ZM131 62H132V61H131ZM139 62H140V61H139ZM216 62H217V61H216ZM126 63H127V62H126ZM31 65H32V63H31ZM31 65H30L29 67H31ZM37 65H38V64H37ZM61 65H62V64H61ZM125 65H126V64H125ZM24 66H25V65H24ZM126 66H127V65H126ZM133 67H134V66H133ZM126 68H127V67H126ZM62 69H63V68H62ZM143 69H144V68H143ZM143 69H142V70H143ZM146 69H147V68H146ZM53 70H54V69H53ZM63 70H64V69H63ZM126 70H127V69H126ZM31 71H32V70H31ZM32 72H33V71H32ZM34 72H35V70H34ZM124 72H125V71H124ZM144 72H145V71H144ZM144 72H143V73H144ZM67 73H68V72H67ZM60 74H61V73H60ZM130 75H131V74H130ZM132 75H133V74H132ZM41 76H42V75H41ZM58 76H60V75H58ZM43 77H44V75H43ZM128 77H130V76H128ZM131 77H132V76H131ZM220 77H221V76H220ZM29 78H32V80H29V81H28ZM36 79H37V78H36ZM225 79H226V78H225ZM134 80H135V78H134ZM139 80H140V79H139ZM47 84H48V83H47ZM132 84H133V82H132ZM33 85H34V86H33ZM38 85H39V84H38ZM62 87H63V86H62ZM207 87H208V86H207ZM209 87H210V86H209ZM209 87H208V88H209ZM211 87H213V86H211ZM37 88H38V87H37ZM46 89H47V94H48L49 87L47 86ZM46 89H45V90H46ZM63 89H65V88H63ZM227 89H228V88H227ZM39 90H40V89H39ZM203 90H204V89H203ZM213 91H214V90H213ZM213 91H210V92L213 93ZM54 92H55V91H54ZM205 92H207V90H204V93H203L204 95L207 96V98H206V97L202 98V97H203V94H201V93H198L197 96L200 94V95L198 96L200 99L202 98L203 100H204V99H206V100L209 99V100H207V101H205V102H203V100H202L201 102L198 101V102H199V105L201 104V106H199V105H198V106L196 105V106H197V107H200V109H199V108H196V106H195V108H196L197 110L199 109V112H198V111L196 112V109H195V108L193 109V110H195V111L192 110L191 113H195V114L192 115V117H191V115H190L191 118L189 117V118H188L189 120L187 119V120L189 121V124L186 123V122H188L187 120H186V122H185V120H183V122L186 123L185 125H186V126H189L190 128L187 129V128L183 127V122H182V120L179 121V122H181V124H182V128L180 127V126H181L180 123H179V125H180L179 127H180V128L177 127V126H175V125L177 124L176 122H178V119H179L178 117H174V121H175V118H176V121L174 122V124L172 123L173 120H172L169 124H173V126H175V127L177 128V130H178V128H179V129H183V130H185L186 132H188V130H190L189 133H190L191 135H194V134L196 135V134H198L196 137H198V136H200V135H201V136H204L203 134H204L205 132H206V134H210V135H212V134L214 133V131H215L216 129H218L219 127H221V128L218 129L217 131H219V130L222 131L221 129L223 128V126H222L221 124H224V123L226 124V123L229 122V121L227 122V118H226V117H225L226 120H223V118H224L225 115L223 114V115H224V116H223L222 113H225V111H221V107H220V105L222 104V102H220L221 104L218 102V101H219V98H218V100H215V99L217 98L216 91H214L215 93L213 94V95L216 94V97L212 95L213 97H215V99H214L212 96H210L211 93H209V92H208V93H205ZM3 93H4V92H3ZM52 93H53V91H52ZM217 93H218V92H217ZM0 94H1V92H0ZM53 94H54V93H53ZM36 95H37V94H36ZM45 95H46V94H45ZM66 95H67V94H66ZM68 95H69V94H68ZM68 95H67V96H68ZM201 95H202V97H201ZM59 96H60V95H59ZM71 96H72V95H71ZM209 96H210V98H208ZM1 97H0V99H1ZM46 97H47L46 100L49 101V97H48V95H47ZM62 97H63V96H62ZM65 97H66V96H64V98H65ZM218 97H220V95H218ZM3 98H2L1 100H3ZM6 98H4V100H5ZM10 98H8V99H10ZM56 98H57V96H56ZM64 98H63V99H64ZM211 98H212V99H211ZM221 98L224 99L223 97H221ZM221 98H220V99H221ZM8 99H7V100H8ZM59 99H60V97H59ZM195 99L197 100L196 97H195ZM222 99H221V100H222ZM66 100H69V101H70V99H66ZM66 100H65V102H66ZM221 100H220V101H221ZM47 101H46V104H47ZM55 102H56V101H55ZM57 102H58V98H57ZM61 102H62V101H61ZM65 102H64V103H65ZM198 102H195V101H194V105H195V104H198ZM66 103H67V102H66ZM63 105H64V104H63ZM46 106H47V109H46L45 111H47V112H44V113H45L44 115L46 116V118H45L46 126H43L44 129H42V130H45V129L47 128V131H45V132L47 133V136H49L48 133L51 132V129H50V126H51V121H50V119H51V118H50V105L47 104ZM46 106H45L44 108H46ZM65 107H66V106H65ZM119 107H120V106H119ZM223 107H224V105L222 106V108H223ZM57 108H58V107H57ZM76 108H78V107H76ZM124 109H125V108H124ZM25 110H26V111H25ZM117 110H118V112H119V109H118V108H117ZM222 110H223V109H222ZM51 111H52V110H51ZM124 111H125V110H124ZM124 111H123V112H124ZM219 111H221V113H220ZM116 112H117V111H116ZM125 112H126V111H125ZM52 113H53V112H52ZM79 113H80V112H79ZM83 113H84V112H83ZM119 113L121 114V113H122V110H121V112H119ZM219 113H220V115H219ZM106 114H107V113H106ZM113 114H116V113L113 112ZM113 114H112V115H113ZM128 114H129V113H128ZM225 114H226V113H225ZM36 115H37V114H36ZM38 115H40V114H38ZM51 115H52V114H51ZM57 115H59V114H57ZM79 115L81 116V114H79ZM103 115H104V114H103ZM107 115H108V114H107ZM122 115H123V114H122ZM221 115H222L223 117H222ZM108 116H109V115H108ZM108 116H107V118H110V117H108ZM220 116H221V119H220ZM32 117H33V116H32ZM83 117H84V116H83ZM172 117H173V116H172ZM184 117H185V116H184ZM243 117H245V116H243ZM15 118H14V119H15ZM80 118H81V117H80ZM80 118H79V119H80ZM125 118H126V117H125ZM125 118H124V119H125ZM168 118H170V117H168ZM177 118H178V119H177ZM186 118H187V117H186ZM40 119H41V118H40ZM58 119H59V118H58ZM114 119H115V117H114ZM229 119H230V117H229ZM232 119H233V118H232ZM21 120L24 122L23 119H21ZM21 120H20V121H21ZM63 120H64V119H63ZM95 120H96V119H95ZM116 120L119 121V118L116 119ZM129 120H130V119H129ZM165 120H167V119H165ZM220 120H221V122H223V121H224V122L221 123ZM20 121H19V122H20ZM30 121H31V120H30ZM64 121H65V120H64ZM69 121H70V120H69ZM69 121H68V122H69ZM78 121H79V120H78ZM109 121H110V120H109ZM225 121H226V122H225ZM26 122H27V121H26ZM31 122H32V121H31ZM31 122H29L30 125H31ZM87 122H88V121H87ZM107 122H108V120H107ZM129 122H130V121H129ZM168 122H169V119H168ZM234 122H235V121H234ZM241 122H243V121H241ZM17 123H18V122H17ZM104 123H105V122H104ZM18 124H19V123H18ZM20 124H21V123H20ZM27 124H28V122H27ZM32 124H33V122H32ZM38 124H39V123H38ZM67 124H68V123H67ZM67 124H66V125H67ZM69 124H70V122H69ZM77 124H78V123H77ZM79 124H80V123H79ZM79 124H78V125H79ZM81 124H82V123H81ZM105 124H106V123H105ZM123 124H125V126H126V123H123ZM132 124H133V123H132ZM132 124H131V126L133 127ZM165 124H166V123H165ZM169 124H167V126H169V127L172 128L173 126H170ZM187 124H188V125H187ZM34 125H35V123L33 124V126H32V125H31V126L34 127ZM64 125H65V124H64ZM66 125H65V126H66ZM111 125H112V124H111ZM115 125H116V124H115ZM115 125H114V126H115ZM138 125H139V124H138ZM177 125H178V124H177ZM229 125H230V123H229ZM229 125L226 124L225 127H226V126L229 127ZM239 125L241 126V123H238V125H234V124L232 123V127H234L235 131H236L237 129L239 130V128H240ZM18 126H19V125H18ZM25 126H26V124H25ZM106 126H107V125H106ZM128 126H129V125H128ZM140 126H142V124H141ZM38 127H40V126H38ZM72 127H73V126H72ZM143 127H144V126H143ZM227 127H226V128H227ZM232 127L230 126V129L227 128V129L229 130V132H230V130H231L232 132H234ZM236 127H237V128H236ZM62 128H63V127H62ZM62 128H60V129H62ZM109 128H110V130L112 129L111 132H109V133H113V132H115L116 130H118V129H116L115 127L112 128V127L109 126ZM109 128H108V129H109ZM127 128L129 129V127H127ZM134 128H135V127H134ZM165 128H167L166 125H165ZM165 128L162 129V130H163L162 132H161V130H160V133H162V135H163V136H161L160 138H163L164 135L167 136V135H169V133H172V130H173V129L171 130V132H170V130H168V131H169L168 134H167V132H168L167 130L165 131V132H166V133H165V132H164ZM176 128H174L175 131H176ZM184 128H185V129H184ZM226 128H225V129H226ZM231 128H232V129H231ZM259 128H260V127H259ZM18 129H19V127H18ZM28 129H30V127H29ZM114 129H115V130H114ZM119 129H120V128H119ZM122 129H123V128H122ZM124 129H125V128H124ZM128 129H127V130H128ZM136 129H139V128L137 127ZM186 129H187V130H186ZM199 129H200V130H204V132H202L201 134L198 133V132L195 133V130H199ZM225 129L223 128V131L226 133L227 130H225ZM261 129H262V128H261ZM13 130H17V129H13ZM19 130H20V129H19ZM19 130H18V131H19ZM49 130H50V132H49ZM64 130H65V129H64ZM113 130H114V131H113ZM125 130H126V129H125ZM146 130H147V129H146ZM156 130H157V129H156ZM183 130H180V131L183 132ZM240 130H242V129L240 128ZM28 131H30V130H28ZM31 131H32V130H31ZM35 131H36V130H35ZM57 131H58V130H57ZM60 131H61V130H60ZM112 131H113V132H112ZM118 131H119V130H118ZM120 131H121V129H120ZM128 131H130V130H128ZM134 131H135V130H134ZM136 131H137V130H136ZM138 131H139V130H138ZM138 131H137V132H138ZM192 131H193V132H192ZM220 131H219V132H220ZM223 131H222V132H223ZM142 132H143V131H142ZM142 132H141V133H142ZM154 132H155V131H154ZM229 132L225 134V137H222L223 139L221 138V140H224L223 142H225L226 139H228V141H236V142H240V140L238 141V139H239L240 136L238 137V136H236V135H240V134H241V131H240V132L237 131V132H236V135H234L235 132H234V134H233L232 132H230V136H228L227 134H229ZM238 132H239V133H238ZM17 133H18V132H17ZM30 133H32V132H30ZM38 133H39V132H38ZM115 133H117V132H115ZM160 133L158 132V134H160ZM163 133H164V134H163ZM174 133H178V131H176V132H174ZM174 133H173V134H174ZM215 133H216V136H217V132H215ZM245 133H246V131L244 130V134H243V137H242V138H244V137L246 136ZM10 134H11V133H10ZM43 134H45V133H43ZM43 134H42V136L45 138L46 135H43ZM51 134H52V133H51ZM55 134H56V132H55ZM79 134H80V133H79ZM129 134H130V132H129ZM166 134H167V135H166ZM173 134H172V135H173ZM178 134H179V133H178ZM180 134H181V132H180ZM184 134H186V133H184ZM199 134H200V135H199ZM246 134H247V133H246ZM250 134H251V133H250ZM31 135H33V134H31ZM118 135L120 136V133H119ZM118 135H117V136H118ZM122 135H123V134H122ZM134 135H135V134H134ZM143 135H144V134H143ZM143 135H141V137H142ZM154 135H155V134H154ZM156 135H157V134H156ZM160 135H161V134H160ZM175 135H176V134H175ZM182 135H183V133H182ZM191 135H190V137H191L190 139H192V137L194 138L195 135H194V136H191ZM223 135H224V134H222V136H223ZM10 136H11V135H10ZM10 136H9V138L7 139V141L4 143V147L2 146L3 150H0V155H1L0 157H4L5 160H6L5 157L10 156V155L13 153V152L10 150V149H12L11 147H13V144H12L11 147L9 146L10 149H8V150H7V149H6V150L4 149L5 146H7V148H9L8 145H10V143H9V141H10V139H11ZM12 136H13V135H12ZM35 136H36V135H35ZM42 136H41V137H42ZM65 136H66V135H65ZM68 136H69V135H68ZM71 136H72V135H71ZM71 136H70V137H71ZM74 136H75V135H74ZM79 136H80V135H79ZM110 136H112V135L110 134ZM113 136H114V135H113ZM119 136H118V137H119ZM123 136H124V135H123ZM123 136H122V137H123ZM138 136H140V135H138ZM157 136H158V135H157ZM169 136H171V135H169ZM177 136L179 137L180 135H177ZM183 136H184V135H183ZM183 136H180V138L183 137ZM213 136H214V137H213ZM213 136H212V137L215 138V139H214V141H215V140H216V136H215V135H213ZM226 136H228V138H226ZM232 136H233V138H232ZM249 136H250V135H249ZM251 136H252V135H251ZM258 136H259V135H258ZM97 137H98V136H97ZM114 137H115V136H114ZM125 137H126V134H125ZM125 137H124V138H125ZM143 137H144V136H143ZM145 137H146V136H145ZM186 137L189 138L188 136H186ZM186 137L183 138V139H185V140H183V139H182V140L185 141V142H186V141H189V144H186V145H189L188 148H190V145H191V147L194 146V145L196 146V143H197V142L194 141L195 138L192 140L195 144H194L193 142H192L193 144H191V143H190V140H188ZM220 137H221V135H220ZM220 137H219V138H220ZM256 137H257V136H256ZM260 137H261V140H262V138H263V140H264V136H263V137L260 136ZM47 138H48V137H47ZM50 138H51V137H50ZM52 138H54V137H52ZM88 138H89V137H88ZM93 138H94V137H93ZM98 138H99V137H98ZM100 138H101V137H100ZM110 138H111V137H110ZM116 138H117V137H116ZM134 138H135V137H134ZM139 138H140V137H139ZM146 138H147V137H146ZM164 138H165V139H164ZM164 138H163V143L160 142V146H159V148L161 147L160 150H162V147H163V150H164L165 148H167V147H165V146L170 142L169 140L171 139L170 137H168L169 140L166 139V137H164ZM180 138H179V139H180ZM200 138H202V137H200ZM205 138H207V136H206ZM210 138H211V136H210ZM213 138H211V139H213ZM219 138H218V139H219ZM224 138H225V139H224ZM229 138H230V139H229ZM231 138H232V140H231ZM235 138H236L237 140H236ZM257 138H258V137H257ZM5 139H6V138H5ZM13 139H14V138H13ZM13 139H12V140H13ZM15 139H16V137H15ZM17 139H18V138H17ZM41 139H42V138H41ZM96 139H97V138H96ZM101 139L103 140L104 138H101ZM120 139H121V137L119 138V140H120ZM122 139H123V138H122ZM143 139H144V138H143ZM148 139H149V138H148ZM151 139H152V138H151ZM179 139H178V141H176L177 143L180 142ZM186 139H187V140H186ZM203 139H204V137L202 138V140H201V139L199 140V139L197 138V141H198V140H199V142H200V141H204ZM218 139H217V140H218ZM234 139H235V140H234ZM253 139H254V138H253ZM42 140H45V139H42ZM42 140H41V141H42ZM47 140H49V139H47ZM50 140H51V139H50ZM50 140L48 141L49 143L51 142ZM52 140H53V139H52ZM98 140H99V139H98ZM102 140H100V141H101V144H102L103 141H104V140H103V141H102ZM117 140H118V138H117ZM125 140H126V139H125ZM165 140H166V141L168 140L169 142L167 143ZM176 140H177V138H176ZM182 140H181V141H182ZM208 140H210V139H208ZM243 140H246V138H244ZM243 140H242V141H243ZM261 140H260V141H261ZM14 141H15V140H14ZM16 141H17V140H16ZM36 141H37V140H36ZM45 141H46V140H45ZM63 141H64V140H63ZM88 141H89V140H88ZM110 141H111V140H110ZM110 141H109V143H110ZM114 141H115V140H114ZM114 141H113V142H114ZM127 141H128V140H127ZM143 141H144V140H143ZM164 141H165V143H167L166 145L164 144ZM171 141H175V139L173 140V138H172ZM205 141H206V139H205ZM205 141H204V142H205ZM219 141H220V140H219ZM226 141H227V140H226ZM246 141H247V140H246ZM246 141L244 142V143H245L244 146L241 145L243 142H242V143L240 142L241 144L237 143V146L240 145L239 147H237V146L235 145V146H236V149H235V148H234V149H235V151H237V152H234V149H233L234 143L232 144L233 146H229V147H228L229 149H228V148H225V149L223 148V151L225 150L226 153H224V152L222 151V149L220 150L219 147H218L219 150L217 149L216 146H215L216 148H212V147H211V148H212V149H215V150L217 149V150H216V153L222 151V154H225V156H226V154H228V155L231 154V155H232V153H230V152L227 153V151H229L230 149H233V151H232V150H230V151L233 152V156H234L235 158H238V157H236V156L240 154V150H243L242 147H243V148H244L245 146L247 147V145H246ZM42 142H44V141H42ZM48 142H47V143H48ZM93 142H95V141H93ZM104 142H105V141H104ZM119 142H121V141H119ZM119 142L117 141V143H119ZM122 142H124V141L122 140ZM139 142H140V141H139ZM155 142H156V141H155ZM212 142H213L212 140H211L210 142L207 141L206 144L211 145ZM247 142H248V141H247ZM38 143H40V141H39ZM44 143L47 144L46 142H44ZM49 143L47 144V146H48V145L50 146L51 143H50V144H49ZM91 143H92V142H91ZM105 143H107V142H105ZM137 143H138V142H137ZM151 143H153V142H150V144H151ZM156 143H158V142H156ZM173 143H174V142H173ZM180 143H181V142H180ZM180 143H179V144H180ZM182 143H184V142H182ZM215 143H217V142H215ZM262 143L264 144V141H263ZM262 143H261V144H262ZM7 144H8V145H7ZM15 144H16V143H15ZM45 144H44V149L46 148V147H45ZM103 144H104V143H103ZM126 144H127V143H126ZM142 144H143V142H142ZM158 144H159V143H158ZM171 144H172V142H170V144H168V146L171 145ZM174 144H176V143H174ZM206 144H205L204 146H206ZM219 144H220V142H219ZM219 144H218V146H222V145H223V144H222V145H219ZM225 144H227V143H224L223 146H225ZM230 144H231V143H228V145H230ZM235 144H236V143H235ZM90 145H91V144H90ZM93 145H94V143H93ZM95 145H96V144H95ZM111 145H112V144H111ZM114 145H115V144H114ZM116 145H117V144H116ZM116 145L113 147V150H114V151H115V148L118 149V147L120 148L121 145H122V148L125 147L123 143H121L120 146L117 145L118 147H116ZM128 145H129V144H128ZM128 145H127V146H128ZM148 145H149V144H148ZM161 145H162V146H161ZM163 145H164V146H163ZM176 145H177V144H176ZM176 145H175V147H176V151H177V150H181V149H178V148H179V147H182V146H179V147H178V145H177V146H176ZM199 145H200V144H199ZM208 145H207V146H208ZM258 145H259V144H258ZM258 145H257V147H260V146H261V145H260V146H258ZM97 146H99V145L97 144ZM103 146L107 148V146H105V144H104ZM103 146H100V147H103ZM109 146H110V145H109ZM112 146H113V145H112ZM130 146H132V145H130ZM172 146H173V145H172ZM172 146H171V148L173 149L174 147H172ZM200 146H202V145H200ZM204 146L202 147V149H204V151H205V153H206L207 150H205V147H204ZM207 146H206V147H207ZM90 147H91V146H90ZM100 147H99V149H98V147H97V149H98V150H100V149L102 150V148H100ZM147 147H148V146H147ZM147 147H146V149H147ZM154 147H156V146H154ZM154 147H153V148H154ZM177 147H178V148H177ZM184 147H186V146L183 145L182 148L184 149ZM213 147H214V146H213ZM231 147H232V148H231ZM240 147H241V148H240ZM246 147H245V148H246ZM257 147H256V148H257ZM48 148L50 149L51 147H47V149H48ZM122 148H120V149L122 150ZM131 148H133V147H131ZM142 148H143V146H142ZM148 148H149V147H148ZM168 148H169V147H168ZM168 148H167V149H168ZM171 148H169V149L171 150ZM188 148H187V149H188ZM198 148H199V147H198ZM198 148H197V151H196V149H195V150H193V152L196 151V152L199 153V152H200V151H199L200 148H199V149H198ZM237 148H239V150H238ZM245 148H244V149H245ZM248 148L250 149L251 147L248 146ZM97 149H96V150H97ZM117 149H116V150H117ZM123 149H124V148H123ZM138 149H140V148H138ZM150 149H152V147H151ZM150 149L147 150V151H150ZM167 149H166V150H167ZM90 150H91V149H90ZM103 150L105 151L104 148H103ZM113 150L111 151V150L108 149L106 152L111 151L110 153H111L112 155H114ZM125 150H126V149H125ZM132 150H134V149H132ZM163 150H162V151H163ZM173 150H174V149H173ZM191 150H192V149H191ZM191 150L188 149V151H191ZM210 150H211V149H210ZM257 150H258V153H257V156H258V157L254 154V155L256 156V157H255V156L252 154L253 152L251 151L250 153H251L253 156L251 155L252 157H247L248 159L251 158V160H249L250 162L247 161V160H248L247 158H246V161L249 162L248 165H250V164L252 163V165H251V169H252L251 172H252V175L255 176L254 179H255L256 181H259V184H258V192H260V191H261V192H264V145H263V147L261 146V149H257ZM45 151H48V150L45 149ZM49 151H50V150H49ZM49 151H48V152H49ZM78 151H79V150H78ZM153 151H155V150H151L152 153H154ZM157 151H158V150H157ZM162 151H161V152H162ZM181 151H182V150H181ZM181 151H180V152H181ZM184 151H185V150H184ZM186 151H187V150H186ZM204 151L202 150V152H204ZM212 151H214V150H212ZM246 151H247V149H246ZM249 151H250V150H249ZM249 151H248V153H249ZM14 152H15V151H14ZM51 152H52V151H50V153H51ZM80 152H81V151H80ZM99 152H100V151H99ZM99 152H97V153H99ZM101 152H102V151H101ZM118 152H120L119 149H118ZM129 152H130V151H129ZM129 152H128V153H129ZM134 152H135V151H134ZM193 152H190V153H186V152H185V153H186V155H187V154H191V153H193ZM196 152H195V153H196ZM207 152H208V153H206V154H209V153H210V155L213 154L214 158H212L211 160L214 159V160H213L214 163H213V161H211V162H212V163L210 162V163H211V166H209L210 164H209V163H208L209 165L207 164V162H206L207 160H206V161H205V160H204V161L201 160V161L203 162V163H202V162L200 161V162L202 163V165H204V162H205L206 166L208 165V168H211L212 165H213V167H214V165H217V166H218V165H219V164H218L219 161L217 162V159L220 158V156H218V153L216 154V153H214V152L211 153V151L209 152V148H208V151H207ZM242 152H243V151H241V153H242ZM89 153H90V152H89ZM92 153H93V152H92ZM97 153H96V154H97ZM102 153H103V152H102ZM110 153H109V154H110ZM116 153H117V152H116ZM137 153H138V152H137ZM140 153H141V152H140ZM140 153H139V154H140ZM142 153L144 154L143 149H142ZM145 153H146V152H145ZM155 153H157V152H155ZM158 153H159V155H163V154L160 153L159 151H158ZM158 153H157V154H158ZM163 153H164V152H163ZM182 153H183V152H182ZM182 153H181V154H182ZM205 153H204V154H205ZM45 154H46V153H45ZM90 154H91V153H90ZM100 154H101V153H99V155H100ZM103 154H104V153H103ZM103 154H102V155H103ZM120 154H122V152H121ZM123 154L125 155V153H123ZM132 154H133V153H132ZM146 154H147V153H146ZM148 154H150V153H148ZM148 154H147V155H148ZM164 154H165V153H164ZM169 154H170V153H169ZM169 154H168V152H167V155H168V156H169ZM171 154H172V153H171ZM173 154H174V152H173ZM196 154H197V153H196ZM196 154H192V155H194L193 158H194L195 156H197V155H201V154H197V155H196ZM202 154H203V153H202ZM234 154H237V155H234ZM2 155H3V156H2ZM14 155H15V154H14ZM49 155H50V154H49ZM86 155H88V152H87ZM99 155L97 156V158H99ZM112 155H111V156H112ZM116 155H117L116 157L119 156L118 154H116ZM151 155L153 156V154H151ZM154 155H155V154H154ZM159 155H157V156H159ZM167 155H166V156H167ZM182 155H184V154H182ZM215 155L218 157L217 159L215 158ZM219 155H221V152L219 153ZM231 155H229V156H231ZM46 156H48V155H46ZM111 156H110V159H111ZM120 156H121V155H120ZM136 156H137V155H136ZM164 156H165V155H164ZM164 156H163V157H164ZM170 156H171V155H170ZM173 156H174V155H173ZM175 156L177 157V155H175ZM211 156H212V155H211ZM211 156H209V157H211ZM213 156H212V157H213ZM95 157H96V156H95ZM103 157H104V156H103ZM107 157H108V159H109V156H106V159H107ZM113 157H114V156H113ZM116 157H115V161H116V159H117ZM141 157H142V156H141ZM150 157H151V156H150ZM178 157L180 158V156H178ZM181 157H182V156H181ZM187 157H189V156L187 155ZM197 157H198V156H197ZM200 157H201V156H200ZM206 157H207V156L204 157V155H203V159H204V158L207 159ZM221 157H223V155H221ZM240 157H241V155H240ZM104 158H105V157H104ZM122 158H123V157H122ZM137 158H138V157H137ZM143 158H144V157H143ZM164 158H165V157H164ZM179 158H178V159H179ZM183 158H184V156L182 157V159H183ZM226 158H227V157H224V158H223V161H224V162H225V161L228 162V161L226 160ZM235 158H234V159H235ZM256 158H257V159H256ZM88 159H89V158H88ZM101 159H102V158H101ZM106 159H105L104 161H103V160H102V161H99V159H98V161L96 160V162H98V164L100 163V165L98 166V164H94V165L97 166V167H95V168L99 169L98 167H101V165L104 164L103 166L106 165L107 167L105 166V168H107V170H108V165L105 164V161H107L108 159H107V160H106ZM110 159H109L108 162L111 163L114 159H113V160H112V159L110 160ZM120 159H121V158H120ZM154 159H155V158H154ZM158 159H159V158H158ZM182 159H181L182 163L185 162V164H186V160H185V158H184L185 161H183ZM199 159H200L199 157H198V158L195 157V159H193L194 161L196 160V162H195V164H194V161H193L192 158H191L190 162H191V161H192V162H191L189 165L192 166V163H193V166L196 165V167L194 166V168H196V169L198 170L197 167H198V166H201V164H200V165H197V164H198L197 161H198ZM208 159H209V158H208ZM231 159H233V158H231V157L229 158V157H228V160H229V161H230ZM0 160H1V161H0V163H1L3 159H0ZM7 160L9 161L8 157H7ZM11 160H12V159H11ZM22 160H23V159H22ZM53 160L55 161V159H53ZM93 160H94V159H93ZM93 160H92V161H93ZM121 160H122V159H121ZM131 160H132V159H131ZM166 160H167V158H166ZM172 160H173V159H172ZM172 160H171V161H172ZM174 160H175V158H174ZM187 160H188V159H187ZM215 160H216V161H215ZM237 160H238V159H237ZM237 160H236V161H237ZM3 161H4V160H3ZM64 161H65V160H64ZM80 161H81V160H80ZM88 161H89V160H88ZM92 161H91V162H92ZM94 161H95V160H94ZM117 161H118L119 164H120V160L118 159ZM117 161H116V162H117ZM209 161H210V160H209ZM221 161H222V160L220 159V162H221ZM81 162H82V161H81ZM103 162H104V163H103ZM118 162H117V163H118ZM148 162H151V161H148ZM156 162H157V161H156ZM173 162H175V161H173ZM176 162H177V161H176ZM200 162H199V163H200ZM226 162H225V165H224L223 162H221V164L223 163V165L227 167ZM6 163H7V162H6ZM44 163H46V162H44ZM47 163H48V162H47ZM47 163H46V164H47ZM55 163H56V162H55ZM93 163H94V162H93ZM113 163H114V161H113ZM113 163H111L109 167H114V166H111ZM117 163H115V164L117 165ZM121 163H122V162H121ZM123 163H124V161H123ZM128 163H129V162H128ZM163 163H166V162H163ZM167 163L170 164V162H167ZM167 163H166V164H167ZM180 163H181V162H180ZM188 163H189V161H188ZM196 163H197V164H196ZM216 163H217V164H216ZM234 163H235V162H234ZM234 163L232 164V162H231V164H228V163H227V164L229 165V167H231V166L234 165ZM238 163H239V165H237ZM238 163H237V164L235 163V165H237L238 167L241 168V172H242V174H243V171H245V170L242 171V168L244 167V165L242 164V166H241V164H240L241 162H239V161H238ZM48 164H49V163H48ZM66 164H67V163H66ZM66 164H65V165H66ZM82 164H83V163H82ZM119 164H118V165H119ZM144 164H145V163H144ZM146 164H147V163H146ZM158 164H159V163H158ZM166 164H165V165H166ZM221 164H220V165H221ZM84 165L86 166V163H85ZM92 165H93V164H92ZM116 165H115V166H116ZM118 165H117V166H118ZM122 165H123V164H122ZM127 165H129V164H127ZM152 165H153V164H152ZM179 165H180V164H179ZM179 165H176V166H179ZM181 165H182V164H181ZM189 165L186 164V167H189ZM223 165L221 166L222 168L224 167ZM235 165L233 166V168L235 167V168L238 169V167H236ZM246 165H247V164H246ZM246 165H245V166H246ZM248 165H247V166H248ZM7 166H8V165H7ZM117 166H116V167H117ZM147 166H148V165H147ZM154 166H155V165H154ZM217 166H216V169H217ZM9 167H10V166H9ZM49 167H50V166H49ZM157 167H158V166H157ZM160 167H161V166H159V168H160ZM179 167H180V166H179ZM179 167H178V168H179ZM183 167H185L184 164H183ZM183 167H182V168L180 167V168L183 170ZM213 167H212V168H213ZM219 167H220V166H219ZM219 167H218V170L221 169V168H219ZM11 168H12V167H11ZM47 168H48V167H46V169H47ZM66 168H67V167H66ZM79 168H80V167H79ZM86 168H87V167H86ZM103 168H104V167H103ZM114 168H115V167H114ZM147 168H148V167H147ZM147 168H146V169H147ZM149 168H150V167H149ZM161 168H162V172H160V174L163 173V172H164V173H163L162 175L166 174V173H167V172H165L166 170H165V169H164L165 171L163 170V168H166V166H165V167L163 166V167H161ZM168 168H170V167H168ZM178 168H176L177 170L175 169V171H173V172L178 171V170L180 169V168H179V169H178ZM192 168H193V167H192ZM203 168H205V166H204ZM224 168H225V167H224ZM224 168H223V169H224ZM233 168H232V170H233ZM6 169H8V168H6ZM82 169H83V168H82ZM84 169H85V167H84ZM84 169H83V170H84ZM91 169H92L91 172H93V173H94L95 170H97V169H94V167H93V168L91 167ZM93 169H94V170H93ZM101 169H102V168H100L99 170L102 171ZM115 169H116V168H115ZM119 169H120V168H119ZM121 169H122V168H121ZM154 169H155V168H154ZM156 169H157V168H156ZM171 169H173V168H171ZM24 170H25V169H24ZM24 170H23V171H24ZM78 170H79V169H78ZM107 170H106V174H107V173H110L111 171H112V172L115 171V170H113V169H111V168H109V172H107ZM110 170H111V171H110ZM116 170H117V169H116ZM149 170H150V169H149ZM149 170H148V172H146V173H150ZM160 170H161V169H160ZM167 170L170 171V169H167ZM173 170H174V169H173ZM187 170H188V169H187ZM191 170H192V169H191ZM191 170L189 169L188 172H192ZM199 170L201 171V169H199ZM238 170H240V169H238ZM4 171H6V170H4ZM47 171H48V170H47ZM62 171H63V170H62ZM97 171H98V170H97ZM97 171H95V173H100V172H97ZM103 171H105V170H103ZM146 171H147V170H146ZM152 171H153V169H152ZM193 171H194V170H193ZM195 171H196V170H195ZM213 171L216 172L217 170L215 171V170L213 169ZM220 171H222V172L217 171V172L219 173L218 176H220V173H221V174L223 173V175L226 174V171H228V170H226V171L224 170L225 172H223V170L221 169ZM229 171H230V170H229ZM229 171H228V172H229ZM234 171H235L236 173L239 172V171H237L236 169H235ZM48 172H49V171H48ZM85 172H87V171H85ZM85 172H83V173H85ZM112 172H111V173H112ZM118 172H119V171H118ZM121 172H122V171H121ZM136 172H137V171H136ZM173 172H171V173H173ZM188 172H187V173H188ZM201 172H203V170H202ZM209 172H210V174H214L212 171H209ZM209 172H208V173H209ZM211 172H212V173H211ZM217 172H216V173H217ZM228 172H227V173H228ZM235 172H232V171H231V172H229V173H233V174H234ZM241 172H239V173H237V174L235 173V174H236V175H238V174L240 175ZM1 173H3V171H1ZM8 173H9V172H8ZM93 173H92V174H93ZM95 173H94L93 175H95ZM113 173L116 174L115 172H113ZM195 173H196V172H195ZM203 173H204V176H205L206 173H205V172H203ZM203 173H202V174H203ZM81 174H82V173H81ZM89 174H91V173H89ZM104 174H105V173H104ZM104 174H103V175H104ZM119 174H120V173H119ZM141 174H142V173H141ZM151 174H152V173L148 174V177H147V178H148L149 180H152V181H153V180L156 178V181H154V182H152V183L157 184L159 181H160V183H162L161 179H158V178L161 177V176L159 175L158 172H157V174L160 176V177H158V178L155 177V178L153 179L152 177H154V176L157 175V174H154V176H152L153 174H152V175H151ZM181 174H182V173H181ZM185 174H186V173H185ZM192 174H193V173H192ZM200 174H201V173H200ZM242 174H241V175H242ZM244 174H245V173H244ZM52 175H53V174H52ZM78 175H79V174H78ZM96 175H97V174H96ZM103 175H102V178L100 177L101 180L103 179ZM107 175H108V174H107ZM107 175H106V176H107ZM111 175H113V174H111ZM111 175H108V176L111 177L110 179H111L112 182L114 183L113 179H115V177H114L115 175L113 176L114 178H113ZM135 175H136V174H135ZM142 175H144V174H142ZM149 175H150L151 177H149ZM158 175H157V176H158ZM166 175H167V174H166ZM187 175H188V176H187ZM187 175H186V177H183V175H182V177L186 179V178H188V177L191 175V173H190V175H189V173H188ZM206 175H207L206 177H208L209 174H206ZM229 175H231V174H229ZM1 176H2V175H1ZM87 176H88V175H87ZM106 176L104 175L105 179H106V180H107V179L109 180V178L106 177ZM117 176H118V174H117ZM119 176H120V175H119ZM140 176H141V175H140ZM144 176H146V175H144ZM168 176H170V175L168 174ZM177 176H178V173H177ZM196 176H197V175H196ZM215 176H216V174H215ZM226 176H227V175H226ZM231 176H232V175H231ZM254 176H253V177H254ZM62 177H63V176H62ZM94 177H95L96 180H97V178H99V175H98V177H97V176H94ZM120 177H121V176H120ZM137 177H138V176H137ZM172 177H174V175H173ZM178 177H179V176H178ZM191 177H193V176H191ZM210 177H211V175H209L208 178H210ZM216 177H217V176H216ZM221 177H222V175L220 176V178L217 177L218 179H215V178H214V175H212L211 178H214V180L211 179V178H210L209 180H207L208 178H207V179L205 178L206 180L204 179L203 181H205V183H206V181H208V182L211 181V182H212V180H213V181L218 180L217 182L219 183V182L221 181ZM224 177H225V175H224ZM228 177H229V176H227V178H226L227 180L224 178V179H225L224 181H223V178H222L223 183L221 182V183H219V185L216 184L215 187H216V188L218 187V189H219L220 184H221V185H224V182H225V184H230L228 180H230L232 177H229L230 179H229ZM238 177H240V176H238ZM238 177H236V178H238ZM244 177H245V176H244ZM3 178H4V177H3ZM79 178H80V177H79ZM86 178H87V177H86ZM89 178H90V177H89ZM91 178H92V177H91ZM95 178H94V179L92 178V179L94 180L93 182L96 183V184H98L99 180H97L98 182H95V181H96ZM112 178H113V179H112ZM150 178H152V179H150ZM164 178H165V177H164ZM176 178H177V177H176ZM179 178H181V177H179ZM183 178H181V179H179V180H180L181 182L185 181ZM203 178H204V177H203ZM61 179H62V178H61ZM74 179H75V178H74ZM77 179H78V177H77ZM105 179H104V180H105ZM117 179H119V178H117ZM148 179H147V182H145V184L147 185V187H150L151 185H153L152 187H150L151 190H153L154 187H155V185L149 182V183L151 184V185H150V184L148 183ZM170 179H171V180H170ZM170 179H169V178H165V180L163 179V184H164V182H165L166 180H168V181L170 180L171 182H175V181H172V180H174V178H171V177H170ZM191 179H192V178H191ZM197 179H198V178H197ZM219 179H220V181H219ZM234 179H235V177H234ZM241 179H242V178H241ZM241 179H240V180H239V179H236L237 181L239 180L238 183H239L240 185H242L241 183H243L242 181H243L244 178L242 179V181H241ZM104 180H103V182H104ZM108 180H107V181H108ZM177 180H178V178H177ZM177 180H176V181H177ZM182 180H183V181H182ZM186 180L189 181L190 178H188V179H186ZM194 180H195V179H194ZM194 180H193V181H194ZM201 180H202V179H201ZM232 180H233V178L231 179V182H232ZM236 180H233V181L237 182ZM244 180H245V179H244ZM86 181H87V180H86ZM109 181H110V180H109ZM109 181H108V183L111 184L112 182L110 181V182H111V183H110ZM115 181H116V179H115ZM117 181H118V180H117ZM180 181H177V182L179 183ZM240 181H241V183H240ZM256 181H255V183H256ZM100 182H101V181H100ZM100 182H99V183H100ZM181 182H180V183H181ZM185 182H186V181H185ZM190 182H191V181H189L188 183H190ZM199 182H200V181H199ZM227 182H228V183H227ZM235 182H234V183H235ZM6 183H7V181H6ZM8 183H10V182H8ZM8 183H7V185H5L4 183H3L4 185H3V184H0V195L2 194V193H1L2 191H7V190H9V192L11 193L10 190L13 189V186H12V184H11V185H8ZM86 183H87V182H86ZM91 183H92V182H91ZM106 183H107V182H106ZM119 183H121V182H119ZM119 183H118V185H119ZM122 183H123V182H122ZM124 183L126 184V182H124ZM124 183H123V184H124ZM147 183H148V184H147ZM168 183H169V182H168ZM175 183H176V182H175ZM180 183H179V184H180ZM188 183H187V184H186V183H183V184H184V185H187L188 188H191L190 186H191V183H192V182L190 183V185H189ZM194 183H195V182H194ZM194 183H193V184H194ZM238 183H235V184H236V187L239 186ZM87 184H89V182H88ZM87 184H86V185H87ZM102 184H103V183H101V185H102ZM104 184H105V183H104ZM115 184H117V182H116ZM143 184H144V183H143ZM145 184H144V185H145ZM163 184H161V185H163ZM166 184H167V183H166ZM166 184H164V185H166ZM171 184H172V183H171ZM171 184H170L168 187H170ZM176 184H177V183H176ZM176 184L173 183L172 185L175 186ZM183 184H182V186H183ZM243 184H244V183H243ZM89 185H90V184H89ZM92 185H93V183H92ZM92 185H91V186H92ZM101 185H100V186H101ZM149 185H150V186H149ZM161 185H160V184H159V186H158V184L156 185V186H158L157 188L160 189V191H161V188H160ZM164 185H163V186H164ZM177 185H178V184H177ZM188 185H189V186H188ZM207 185H208V184H207ZM211 185H212V184H211ZM217 185H218V186H217ZM231 185H232L231 187H233V185H234L233 182H232ZM61 186H62V185H61ZM102 186H103V185H102ZM104 186H105V188H106L105 190H107V187H108V186H107V185H104ZM106 186H107V187H106ZM110 186H111V185H110ZM113 186L116 187L117 185H113ZM113 186H112L111 188H108V189H110V190H109L110 192H107V191H106V193H110V194H111V193H112V192H111V189H112V188H115V187H113ZM119 186H120V185H119ZM119 186H117V187H119ZM163 186H162V187H163ZM179 186H180V185H179ZM195 186H196V185H195ZM224 186H225V185H224ZM224 186H223V188H224ZM229 186H230V185H229ZM245 186H246V184H245ZM87 187H88V186H87ZM89 187H90V186H89ZM117 187H116V189H117ZM122 187L124 188V186H122ZM185 187H186V186H185ZM185 187H184V188H185ZM204 187H206V185L203 186V189H206V188H204ZM212 187H213V186H212ZM236 187H235V188H236ZM239 187H240V186H239ZM17 188H18V187L15 185V190H16ZM40 188H41V187H40ZM94 188H95V186H94ZM97 188L100 190V187H97ZM102 188H103V187H102ZM102 188H101V189H102ZM155 188H156V187H155ZM157 188H156V190H153V191H157ZM165 188H166V186H165ZM171 188L173 189L174 187L171 186ZM176 188H177V187H176ZM181 188H182V187H181ZM193 188H194V187H193ZM193 188H192V189H193ZM209 188H210V187H209ZM209 188H208V189H209ZM216 188H215V189H216ZM226 188H227V187H226ZM242 188H243V187H242ZM242 188H238V189H240V190H238V191L242 192V191H243ZM116 189H113V191L116 190ZM143 189L146 190L147 188H146V189L143 188ZM166 189L168 190V188H166ZM186 189H187V188H186ZM210 189H211V188H210ZM218 189H217V190H218ZM220 189H221V188H220ZM220 189H219V190H220ZM224 189H225V188H224ZM224 189H223V192H224ZM229 189H230V188H228V190H229ZM241 189H242V191H241ZM17 190H18V189H17ZM92 190H93V188H92ZM92 190H90V193H93ZM95 190H96V189H95ZM117 190H118V189H117ZM117 190H116V191H117ZM144 190H143V191H144ZM164 190H165V189H164ZM167 190L164 191V192L162 191L163 194L165 193L164 195H166L167 193H171L174 189H173L171 192H170V190H169V192H167ZM211 190H213L212 193L209 192V191H207V190H205V192L203 193L204 190L202 191V189H200L199 195L202 196V194H206L207 192H209V193H207L206 196H208V194H210V193L212 194V196H214L215 193H219V192H215L214 189H211ZM211 190H210V191H211ZM217 190H216V191H217ZM236 190H237V189H236ZM62 191H64V190H62ZM88 191H89V190H88ZM102 191H104V190H102ZM102 191L100 192V191L97 190V191L94 192L95 194H93L94 197H92V198H94L93 201H94L96 204H94L93 201L88 202L89 205H90V207H92L90 203H93V204H94V206H93L94 208H93L92 211H95L96 214H95L94 212H91V213H93V215H97V216H99V215H98V211L100 212L99 208L102 209V207H104V206L99 207L100 204H101V205L104 204V203H100V202H99L100 199H101V202H104V201H105V203H106V202L108 203V201L111 202V201L114 200V199L111 197L110 194H108V195H109L108 197H110V198L113 199V200H111V201L109 200L108 197H102V198L99 197V196H101V194H104V192H105V191H104V192L102 193ZM118 191H119V190H118ZM118 191H117V192H118ZM149 191H150V190H149ZM176 191H178V190H176ZM176 191H175V193H177ZM182 191H183V190H182ZM184 191H185V190H184ZM187 191H188V189H187ZM187 191H185L186 194H187V196H185L186 199H187V197H190V196H189L190 193H187ZM190 191H191V190L189 189V192H190ZM244 191H245V188H244ZM9 192H8V195H9ZM16 192H17V191H15V194H16ZM36 192H37V191H36ZM38 192H39V191H38ZM38 192H37V193H38ZM86 192H87V191H86ZM144 192H145V191H144ZM151 192H152V191H151ZM162 192H161V193H162ZM185 192H183V193H185ZM193 192H195V191H193ZM197 192H198V191H197ZM214 192H215V193H214ZM228 192H231V191H230V190H229V191L226 190V192L222 194V190H220L221 196L224 195V194H226V193H228ZM245 192H246V191H245ZM40 193L42 194L43 192H40ZM106 193H105V194H106ZM115 193H116V192H113L112 195H114ZM175 193H174V194H175ZM191 193H192V191H191ZM200 193H201V194H200ZM233 193H238V192L235 191V192H233ZM242 193L244 194V192H242ZM242 193H241V196H242ZM33 194H34V195H33ZM33 194H32V199L35 198V193H33ZM44 194H46V192H45ZM44 194H43V195H44ZM116 194H117V193H116ZM156 194H157V192L155 193V196H156ZM159 194H160V193H159ZM159 194H158V195H159ZM163 194H161V195H162V196H161L162 199L165 197V196H163ZM172 194H173V192H172ZM172 194H168V195L170 196V195H172ZM180 194H181V192H180ZM186 194H185V195H186ZM188 194H189V195H188ZM211 194H210V195H211ZM229 194H231L230 197L233 196L234 198H236L235 195H232V192H231V193H228V195H229ZM239 194H240V193H238V197H240ZM39 195H40V194H39ZM39 195H38V196H39ZM93 195L91 194V196H93ZM152 195H153V194H152ZM168 195H166V196H167V200H168V202H170L169 200H171V199H168V198H169ZM217 195H218V194H216L215 196H217ZM219 195H220V194H219ZM219 195H218V196H219ZM226 195H227V194H226ZM226 195H225V196H226ZM2 196H3V194H2ZM15 196H16V195H15ZM36 196H37V194H36ZM41 196H42V195H41ZM45 196H46V195H44V197H45ZM102 196H103V195H102ZM104 196H107V195H104ZM116 196H117V195H116ZM116 196H115V197H116ZM147 196L150 197L151 194H150V195L147 194ZM172 196H174V195H172ZM197 196H198V195H196L195 197H197ZM203 196H204V195H203ZM203 196H202V197H203ZM206 196H204V197L206 198ZM212 196H210L211 199L213 198ZM215 196H214V199H215ZM225 196H224V197H225ZM6 197H7V195H6V196H3V198H6ZM62 197H63V196H62ZM87 197H88L87 199H89V196H87ZM170 197H171V196H170ZM177 197H178V196H177ZM182 197L184 198V195H182ZM191 197H192V196H191ZM199 197H200V196H199ZM222 197H223V196H222ZM222 197H219V198L222 199ZM227 197H228V196H226L225 198L228 200ZM0 198H2V197L0 196ZM9 198H10V196H9ZM9 198H8V199H9ZM90 198H91V197H90ZM92 198H91V199H92ZM103 198H104V199H105V198L108 199V201H107L106 199L104 200ZM153 198H154V197H153ZM156 198H158V196H156ZM197 198H198V197H197ZM205 198H203V199L205 200V202H207L206 200H208V198H207V199H205ZM219 198L216 199V200H219V201H215L214 199H213V200H214L215 202H219L218 204H222V203H220V200H221V199H219ZM225 198H224V200L226 201ZM61 199H62V198H61ZM64 199H65V198H64ZM159 199H160V197H159ZM164 199H165V198H164ZM164 199L162 200L163 202H164ZM172 199H173V198H172ZM174 199H175V198H174ZM179 199H181V197H179ZM198 199H199V198H198ZM211 199H209V200H211ZM244 199H245V197H244ZM0 200H1V199H0ZM9 200L11 201V199H9ZM9 200H8V201H9ZM39 200H40V199H39ZM39 200H38V201H39ZM59 200H60V199H59ZM62 200H63V199H62ZM95 200H96V201H95ZM148 200H149V199H148ZM182 200H185V199H182ZM182 200H181V202H182ZM187 200H188V199H187ZM187 200H185V201H187ZM195 200H196V199H195ZM200 200H201V199H200ZM204 200H203V203H204ZM209 200H208V201H209ZM213 200H211V202H212ZM229 200H230V199H229ZM234 200H235V199H234ZM234 200L231 199V201H234ZM6 201H7V200H6ZM10 201H9V202H10ZM41 201H42V200H41ZM114 201H115V200H114ZM153 201H154V200H153ZM165 201H166V199H165ZM173 201H174V200H173ZM177 201H178V200H177ZM185 201H183L182 204H183V203H187V202H185ZM193 201H194V200H193ZM221 201H222V200H221ZM237 201H238V200H237ZM239 201H241V200H239ZM258 201H259V200H258ZM4 202H5V201H4ZM4 202H3V203H4ZM9 202H8V204H9ZM39 202H40V201H39ZM47 202H48V201H47ZM47 202H45V203H47ZM60 202H62V201H60ZM154 202H155V201H154ZM158 202H160V201L158 200ZM179 202H180V201H179ZM191 202H192V201H191ZM211 202L209 201V202H207L206 204H208V203L211 204ZM222 202L225 203L224 201H222ZM226 202H228V201H226ZM235 202H236V201H235ZM15 203H16V205H17V201H16ZM33 203H34V202H33ZM41 203H42V202H41ZM99 203H100V204H99ZM196 203H197V202H196ZM213 203H214V202H213ZM60 204H62V203H60ZM93 204H92V205H93ZM150 204H151V203H150ZM157 204H159V203H157ZM161 204H162V203H161ZM189 204H190V203H189ZM189 204H188V203H187L186 205L183 204V205L186 206V211H188V212L190 211V209L187 210V208L189 207V206L187 207V205H189ZM199 204H200V203H199ZM228 204H229V203H228ZM231 204H232V203H231ZM231 204H229V205L231 206ZM240 204H241V203H240ZM0 205H1V203H0ZM33 205H34V207H36L35 204H33ZM110 205H112V203H110V204H108V205H106V206L110 208ZM148 205H149V203H147V206H148ZM153 205H154V204H152V205H150V206L153 207ZM183 205H182V206H183ZM190 205H191V204H190ZM216 205H217V203H216ZM1 206H2V205H1ZM28 206H29V205H28ZM58 206H59V205H58ZM141 206H142V205H141ZM154 206H155V208L157 207V208H156V210H157V209H159V208L161 209V206L164 208L166 205H165V206L160 205V207H158V205L156 206V204H155ZM167 206H168V205H167ZM170 206H171V205H170ZM170 206H168V207H170ZM193 206H194V205H193ZM196 206H197V205H196ZM209 206H211V205H209ZM214 206H215V204H214ZM222 206H223V205H222ZM225 206H226V205H225ZM237 206H238V205H237ZM6 207H7V208H6ZM6 207H3L4 209L1 208L2 210L0 209V222L3 223L2 225H0V228H3V230H4V233H3V232H0V233H3L2 236H4L5 241L7 240V239L5 238L6 235H7V232L9 231V228H8V226H9V220H10V219H9V215H10V212H11L12 210L15 209V208H13L12 210L9 209V205L6 206ZM46 207H47V206H46ZM88 207H89V206H88ZM112 207H113V206H112ZM183 207H184V206H183ZM183 207H181V208H183ZM217 207H218V206H217ZM219 207H220V206H219ZM232 207H233V206H232ZM30 208H31V207L29 206L28 209H30ZM44 208H45V207H44ZM44 208H41V209H44ZM105 208H106V207H105ZM109 208H107V210H108ZM148 208H149V207H148ZM163 208H162V209H163ZM184 208H185V207H184ZM211 208H212V206H211ZM242 208H243V207H242ZM17 209H18V208H17ZM17 209H16V210H17ZM91 209H92V208H91ZM91 209H89V210L91 211ZM167 209H168V208H166L164 211H162V213L160 212L161 216H160V214H158V213L156 212V213L158 214V216L161 218V219L159 220V223H161L160 221H163V220H162V219H163V216H162V215H165V213L168 211ZM170 209H172V207L169 208V211H170ZM218 209H219V208H218ZM226 209H228V206H227ZM235 209H236V208H235ZM235 209H234V210H235ZM237 209H238V208H237ZM30 210H31V209H30ZM33 210H34V209H33ZM63 210H64V209H63ZM107 210H106V211H107ZM166 210H167V211H166ZM191 210H192V209H191ZM209 210H210V209H209ZM14 211H15V210H14ZM64 211H65V210H64ZM64 211H62V212H64ZM108 211H110V213H111V211L113 212L114 210L111 208V210H108ZM108 211H107V213H108ZM143 211H144V210H143ZM165 211H166V212H165ZM178 211H179V213L181 214V209H178ZM178 211H177V212H178ZM186 211H185V210H184V212L182 211V215H181V216H180V214H179L180 218H182V217H184V216H185V217L187 216V214H186L187 212H186ZM193 211H195V210H193ZM228 211H229V210H228ZM30 212H31V211H30ZM35 212H36V211H35ZM48 212H49V211H48ZM77 212H78V211H77ZM87 212H88V210H87ZM103 212H104V214H105V216H106V212L101 210V212H100L101 214L99 213V214H100L99 218H100L101 220H99V222L101 221L102 224L100 223L99 226H101V225L104 224L102 227L105 228V227H106V225H105V224H106V223H105L106 221H105V220H107V222H108L109 217H108V219H104V221H103V217L105 218L104 214H102ZM119 212H120V211H119ZM135 212H136V210H135ZM137 212H138L139 214H136V216H139L141 210H139V211H137ZM137 212H136V213H137ZM158 212H159V210H158ZM185 212H186V213H185ZM198 212H200V211H198ZM223 212H224V211H223ZM232 212H233V210H232ZM37 213H39V212L37 211ZM40 213H41V211H40ZM40 213H39V214H40ZM65 213H66V212H65ZM78 213H79V212H78ZM78 213H77V214H78ZM91 213H90V215H92ZM144 213H145V212H144ZM156 213L153 215V217H152L151 220H154V219H155V220L158 221L157 218H154V216L156 215ZM183 213H184V216H183ZM189 213H190V212H189ZM189 213H188V217H189V215H191L192 212H191L190 214H189ZM15 214H16V212H15ZM17 214L19 215V213H17ZM194 214H195V213H194ZM231 214H232V213H231ZM18 215H17V216H18ZM30 215H31V214H30ZM33 215H34V214H32L31 216H33ZM85 215H86V214H85ZM88 215H89V214H88ZM101 215L103 216L102 218H101ZM144 215H146V213H145ZM151 215H152V214H151ZM166 215H168V213H167ZM198 215H199V214H198ZM200 215H201V214H200ZM227 215H228V214H227ZM229 215H230V214H229ZM234 215L236 216L237 214H234ZM15 216H16V215H15ZM31 216H30V218H29L28 220H30V219L32 218ZM108 216H111V218L109 219V220H111V221H109V222H112L113 214H111V215L108 214ZM141 216H143V213H141ZM141 216H140V217H141ZM156 216H157V215H156ZM156 216H155V217H156ZM191 216H192V215H191ZM224 216H225V214H224ZM10 217H11V216H10ZM91 217H92V218H91ZM91 217H90V218L93 220L94 216H91ZM120 217H121V216H120ZM144 217H145V216H144ZM185 217H184V219H185ZM188 217H186V218H188ZM228 217H229V216H228ZM230 217L233 218V216H230ZM14 218H15V219H18V217H17V218L14 217ZM14 218H13V219H14ZM40 218H41V217H40ZM52 218H53V217H52ZM54 218H55V217H54ZM95 218H97V217H95ZM106 218H107V217H106ZM122 218H123V217H122ZM164 218H165V217H164ZM190 218L193 219L194 217L192 216V217H190ZM235 218H236V217H235ZM20 219L22 220V218H20ZM24 219H25V218H24ZM43 219H44V218H43ZM91 219H90V222L92 221ZM147 219H148V218H147ZM147 219H146V220H147ZM178 219H179V218H178ZM188 219H189V218H188ZM188 219H185L184 221L187 222ZM194 219H196V218H194ZM205 219H206V218H205ZM253 219H254V218H253ZM32 220H33V219H32ZM41 220H42V219H41ZM53 220H54V219H53ZM97 220H98V219H94L93 221H95V223H97V222H98ZM114 220H115V219H114ZM138 220H139V217H138ZM141 220H142V219H140L139 221H140V222H143V221L146 222L145 220H143V221H141ZM155 220H154V222H156ZM175 220H176V219H175ZM199 220H201V219H199ZM15 221H17V220H15ZM15 221L13 222V221L11 220V222H10L11 225H14V224H15ZM93 221H92L91 223H93ZM117 221H118V220H117ZM119 221H121V220H119ZM125 221H126V220H125ZM172 221H173V220L171 219V222H170V223H171V225L173 226L174 222L172 223ZM182 221H183V219H182ZM204 221H205V220H204ZM233 221H234V220H233ZM12 222H13V223H12ZM68 222H69V221H68ZM99 222H98V223H99ZM109 222H108V223H109ZM132 222H133V221H132ZM132 222H131V224H130V222H129V224L131 225L129 228H133V227L136 225V224L133 223V224H134V226H133V225H132ZM134 222L137 223L138 226H140V225H139L140 223L138 224V221H137V222L134 221ZM147 222H150V223H149V224H151L150 226H153L154 224L157 223V222H156V223H154V224L152 225L153 221L151 222V221H148V220H147ZM164 222H165V221H164ZM166 222L169 223V221H167V220H166ZM166 222H165V224H167ZM175 222H176V221H175ZM188 222H189V220H188ZM201 222H202V221H201ZM201 222H200V223H201ZM205 222H206V221H205ZM216 222H217V220H216ZM259 222H260V221H259ZM16 223H18V222H16ZM27 223H28V222H27ZM65 223H66V221H65ZM91 223H89V225L92 226L93 224H91ZM95 223H94V225H95ZM98 223H97L96 225H98ZM108 223H107V226L110 225V224H108ZM123 223H124V221H123ZM159 223H157V224H159ZM162 223H163V222H162ZM162 223H161V224H162ZM170 223H169V225H168V228L165 227L166 225H165V226L163 225V226H164L163 228H165V229H166V228L169 229V232L171 231L170 229H172V230L174 229V230L172 231V233H173V232L176 230L175 227H178V226H176V225H178V223L176 222V225H174L175 227L173 226V228H171L172 226H170ZM189 223H190V222H189ZM197 223H198V222H197ZM208 223H210L209 220H208ZM213 223H214V222H213ZM232 223H234V222H232ZM251 223H253V222H251ZM20 224H21V223H20ZM23 224H24V223H23ZM84 224H85V223H84ZM111 224H112V223H111ZM116 224H118V222H117ZM119 224H120V223H119ZM119 224H118V225H119ZM126 224H127V222L125 223V226H126ZM149 224H148V225H149ZM180 224H181V223H180ZM190 224H192V223H190ZM195 224H196V223H195ZM195 224H192V225H195ZM203 224H204V223H203ZM211 224H212V221H211ZM211 224H210V225H211ZM25 225H27V224H25ZM32 225H33V224H32ZM48 225H49V224H48ZM121 225H122V224H121ZM204 225L206 226V225H208V224H204ZM212 225H213V224H212ZM215 225H216V224H215ZM233 225H234V224H233ZM235 225H236V224H235ZM1 226H2V227H1ZM14 226H15V225H14ZM17 226H18V225H17ZM28 226H29V225H28ZM40 226H41V224H40ZM84 226H85V225H84ZM111 226H112V225H111ZM111 226H109V227H111ZM113 226H115V230H116L117 227H116V225H114V223H113ZM132 226H133V227H132ZM161 226H162V225H160V227H161ZM169 226H170V228H169ZM240 226H241V225H240ZM245 226H246V225H245ZM12 227H13V226H12ZM60 227H62V226H60ZM60 227H59V229H60ZM135 227H136V226H135ZM135 227H134V228H135ZM179 227H180V226H179ZM179 227H178V228H179ZM181 227H182V226H181ZM194 227H195V226H194ZM199 227H200V225H199L196 229H199ZM227 227H228V226L225 227V230H226ZM229 227H230V226H229ZM236 227H237V226H236ZM15 228H16V227H14V229H15ZM19 228H20V227H19ZM22 228L24 229V226H23ZM37 228H38V227H37ZM107 228H108V227H107ZM107 228H106V229H107ZM111 228H112V227H111ZM111 228H110V230H111ZM123 228H124V227H123ZM134 228H133V230H135V232H136L137 229H138L139 227H138L137 229H136V228L134 229ZM144 228H145V227H144ZM148 228H149V227H148ZM150 228H151V227H150ZM150 228H149V229H150ZM152 228H153V227H152ZM152 228H151V229H152ZM263 228H264V227H263ZM17 229H18V228H17ZM17 229H15L14 232H16ZM31 229H32V228H31ZM57 229H58V228H57ZM70 229H71V228H70ZM94 229H95V231H97V230H96L97 228H93V230H94ZM126 229H127V228H126ZM139 229H140V228H139ZM145 229H146V230H145ZM145 229H144L145 231L148 230L147 227H146ZM157 229H158V231H157ZM157 229H155V230L159 233V228H157ZM180 229H181V228H180ZM200 229H201V228H200ZM231 229H232V228H231ZM255 229H256V228H255ZM1 230H2V229H0V231H1ZM42 230H43V229H42ZM108 230H109V229H108ZM108 230H107V231L105 230V232H106L105 235L107 234V236L110 235V234L108 235V233H107ZM110 230H109V231H110ZM113 230H114V228H113ZM115 230H114V231H115ZM128 230H130V229H128ZM128 230H126V231H128ZM161 230H163V229H161ZM240 230H241V229H240ZM18 231H19V229H18ZM18 231H17V232H18ZM102 231H103V228H102ZM118 231H119V229H118ZM118 231H117V233H118ZM139 231H141V234H140V232H137V233H139L140 236H141L142 234H145V233H142V232H143L142 229L139 230ZM177 231H178L179 234H180V231H181V230H177ZM197 231H198V230H197ZM197 231H196V232H197ZM221 231H222V230H221ZM259 231H260V230H259ZM21 232H22V230L20 231V233H21ZM25 232H26V231H25ZM91 232H92V231H91ZM91 232H90V233H91ZM98 232H100L99 229H98ZM98 232H96L97 235H98ZM110 232H113V231L111 230ZM154 232H155V231H154ZM163 232H164V231H163ZM165 232H166V230H165ZM169 232H168V230H167L168 235H172V233H171V232L169 233ZM175 232H176V231H175ZM182 232H183V234H182ZM185 232H189V231H185V230H184V231H183V230L181 231V234L183 235V236H182V237H183V243L181 242V243L179 244V242L182 241V239H181L180 241H178V245H177V243L174 242L173 244H175V246H174L171 242H167V244H168V243H171V244H172V246H173L172 248H174V247L176 248V247H177L176 250H173V252H174V251H175V252L172 254V256H171L172 258H170V259H172V260H170V259L168 260L169 262L172 261V263L170 262L171 264H183V263H184V262H183V261H184V260H183V257L185 256L186 252H185V251L183 252V250L185 249V247H187V249H192V250L194 249V247H193V246L190 247V245L193 244L195 241L192 242V239H190L191 236H189V238H187V237H188V234H186ZM196 232H194V233H196ZM209 232H211V231H209ZM229 232H230V231H229ZM231 232H232V231H231ZM233 232H234V231H233ZM12 233H13V232H12ZM23 233H24V232H23ZM28 233H29V232H28ZM31 233H32V232H31ZM45 233H46V232H45ZM88 233H89V232H88ZM101 233H102V234H101ZM114 233H115V232H114ZM124 233H125V232H124ZM137 233H136V235H135L134 232H133L135 238L138 237V236H137V235H138ZM149 233H150V232H149ZM151 233H152V232H151ZM151 233H150V234H151ZM155 233H156V232H155ZM167 233H166V234H167ZM189 233H190V232H189ZM214 233H215V232H214ZM227 233H228V232H227ZM25 234H26V233H25ZM82 234H84V233H82ZM93 234H94V236H96L95 233H93ZM100 234L103 235L104 233H103V232H100ZM115 234H116V233H115ZM153 234H154V233H153ZM162 234H163V233H162ZM176 234H177V232H176ZM181 234H180V235H181ZM232 234H233V233H232ZM263 234H264V233H263ZM263 234H262V235H263ZM27 235H28V234H27ZM30 235H31V234H30ZM32 235H33V234H32ZM68 235H69V234H68ZM68 235H67V236H68ZM101 235H98V236H101ZM113 235H114V234H113ZM113 235H112V236H113ZM128 235L133 236V235H131V234H128ZM128 235H127V236H128ZM145 235H146V234H145ZM145 235H144V236H145ZM154 235H155V234H154ZM156 235H157V234H156ZM159 235H160V234H159ZM173 235L175 236L174 233H173ZM173 235H172V237L170 236V238H174ZM180 235H177V236H178V237H181ZM185 235H186V236H185ZM213 235H214V234H213ZM215 235H216V234H215ZM2 236H1V237H2ZM14 236H17V235H14ZM14 236H12V237H14ZM18 236H20V235H18ZM107 236H106V237L103 236L102 239L106 238V239L110 240L111 236H110V238H108ZM123 236H124V235H123ZM136 236H137V237H136ZM149 236H150V235L147 234V237H148V238H149ZM151 236L154 237L153 235H151ZM151 236H150V237H151ZM157 236H158V235H157ZM192 236H193V235H192ZM196 236H197V235H196ZM200 236H201V235H200ZM254 236H255V235H254ZM22 237H23V236H22ZM22 237H21V238H22ZM69 237H70V236H69ZM96 237H97V236H96ZM121 237H122V235H120L119 238L117 237V240H116L117 242L115 241L114 243H112L111 240H110V242H111L112 244H111V243H107L108 240H107L105 243L108 244L109 246H110V244H111L112 246H114L113 244L118 243V239L120 240ZM145 237H146V236H145ZM155 237H156V236H155ZM164 237H165V236H162V238H161V236H159V237H156V238H158V240L160 241L159 238H161V240H163ZM168 237H169V236H168ZM168 237H165V238H168ZM178 237L175 236V239L178 238ZM198 237H199V235H198ZM214 237H215V236H214ZM220 237H221V235H220ZM234 237H235V236H234ZM263 237H264V236H263ZM16 238H17V237H16ZM16 238H14V240H15ZM21 238H20V239H21ZM45 238H46V237H45ZM70 238H71V237H70ZM84 238H85V237H84ZM88 238H89V237H88ZM92 238H93V236H92ZM94 238H95V237H94ZM130 238L133 239L134 237L132 238V237H129V236H128V238H127V237H123V238H121V239H123V240H122L123 242H120L121 244H117V245H119V247H118V246H117V247L115 246V247H116V248H119V249H122V247L120 248V246H122V244H123V246L125 245L123 248H127L128 251H131L132 248H133V242H134V245H135V243L138 242L137 244L139 245V247L141 246L140 244H143V245H144L145 243H147V242H143V240H142V243H139V241L141 242V240L135 242V239H133L134 241H132V240H130ZM201 238H202V236H201ZM260 238H261V237H260ZM0 239H1V238H0ZM24 239H25V237H24ZM32 239L34 240L35 238H32ZM106 239H104V240H106ZM112 239L115 240L114 237H113ZM138 239H139V237H138ZM143 239H144V237H143ZM186 239H187V240H186ZM188 239H189V240H188ZM207 239H209V237H208ZM211 239H212V238H211ZM211 239H210V240H211ZM33 240H32V241H33ZM95 240H96V239H95ZM145 240H146V239H144V241H145ZM150 240H151V239H150ZM153 240H154V239H153ZM166 240H167V239H166ZM193 240H194V239H193ZM210 240H208V241L210 242ZM15 241H17V240H15ZM27 241H29V240H27ZM32 241H31V242H32ZM38 241H39V240H38ZM38 241H37V242H38ZM67 241H68V240H67ZM69 241H70V239H69ZM93 241H94V240H93ZM147 241H148V239H147ZM173 241H174V240H173ZM188 241H190L191 244H190V242H188ZM204 241H205V240H204ZM204 241H203V242H204ZM223 241H224V240H223ZM6 242H7V241H6ZM34 242H35V241H34ZM75 242H76V241H75ZM96 242H97V241H96ZM98 242H99V241H98ZM156 242H157V241H156ZM165 242H166V241H165ZM165 242H164V245H166ZM176 242H177V241H176ZM216 242H217V241H216ZM10 243H11V242H10ZM10 243H8V244H10ZM23 243H24V242H23ZM23 243H22V244H23ZM35 243H36V242H35ZM35 243H33L32 245H35ZM72 243H73V241H72ZM161 243H162V242H161ZM161 243H158L159 246H160ZM30 244H31V243H29V246H30ZM39 244H40V243H39ZM97 244H98V243H97ZM205 244H206V243H205ZM17 245H18V244H16V246H17ZM100 245H101V244H100ZM138 245H136V246H138ZM152 245H154V244H152ZM176 245H177V246H176ZM9 246H12V245H9ZM19 246H20V245H19ZM27 246H28V244H27ZM82 246H84V242H83V245H82ZM106 246H107V245H105V248H106ZM109 246H108V247H109ZM112 246H110V247L112 248ZM146 246H147V245H146ZM146 246L142 247L143 250H144V248H145ZM148 246H149V244H148ZM148 246H147V247H148ZM150 246H151V245H150ZM155 246H156V245H155ZM159 246H158V247H159ZM167 246H168V247H167V250H168L169 247H170V249H171V245H170V246L167 245ZM188 246H189L190 248H189ZM209 246H210V245H209ZM255 246H256V245H255ZM66 247H67V246H66ZM88 247H89V246H88ZM102 247H104V246H101L100 248H102ZM139 247H137V248L139 249ZM152 247H154V246H151V248H152ZM161 247H163V246H161ZM164 247H165V246H164ZM199 247H200V246H199ZM224 247H225V246H224ZM251 247H252V246H251ZM23 248H24V247H23ZM77 248H78V247H77ZM142 248L140 247L141 250H142ZM149 248H150V247H149ZM149 248H148V250H149ZM155 248H157V246H156ZM205 248H206V247H205ZM30 249H31V248H30ZM112 249H113L114 251H116L115 248H112ZM119 249H118V250H119ZM130 249H131V250H130ZM160 249H161V248H160ZM160 249L157 248V249H155V250L158 251V250H160ZM170 249H169V251H170ZM8 250H9V249H8ZM8 250H7V251H8ZM84 250H85V249H84ZM113 250H112V251H113ZM135 250H136V249H135ZM135 250H134V251H135ZM145 250L147 251V248H145ZM152 250H153V251H151V253H149V252L147 253V252H146V253L148 254L147 256H146V253H145V252H144V254L141 252V254H143V255H141V254H140V251H139V255H141L142 257L145 255V256H144V259H145L146 257H149V256L153 258L154 255L152 254V252H154V249H152ZM161 250H164V249H161ZM165 250H166V249H165ZM165 250H164V251H165ZM16 251H17V250H16ZM69 251H70V250H69ZM102 251H103V248H102ZM105 251H106V250H105ZM108 251H109V250H108ZM108 251H107V252H108ZM121 251H122V250H121ZM124 251L127 252V250H124ZM136 251H137V250H136ZM136 251H135V255H131V254H130L132 251H131L130 253H129V252H128V253H129V255L135 257V256H137L136 253H138V251H137V252H136ZM164 251H159V252H162V254H164V255L167 254V253H165V252H168V251H165V252H164ZM171 251H172V250H171ZM187 251H189V250H187ZM193 251H195V249H194ZM0 252H1V251H0ZM75 252H77V251H75ZM84 252H85V251H84ZM97 252H99V251H97ZM97 252H96V253H97ZM109 252H110V251H109ZM163 252H164V253H163ZM216 252H217V251H216ZM221 252H222V251H221ZM9 253H10V252H9ZM12 253H13V252H12ZM101 253H102V252H101ZM110 253H111V252H110ZM120 253L123 254V251L120 252ZM132 253L134 254V252H132ZM187 253H188V252H187ZM195 253H196V251H195ZM200 253H201L200 251H199V252L197 251L196 254L199 255V256H197V257H198V262L196 261V263H194V264H201V262H203L202 260L206 259V257H205L206 254H205V256L202 255V256H203V259H202V256L200 255ZM226 253H227V252H226ZM239 253H240V252H239ZM4 254H5V253H4ZM26 254L29 255V253H27V252H26ZM30 254H35V253H30ZM77 254H78V253H77ZM111 254H112V253H111ZM116 254H117V253H116ZM116 254L114 253V255L118 257V256H119V253H118V255H116ZM150 254H152L153 256L150 255ZM170 254H171V253H170ZM7 255H8V254H7ZM7 255H6V256H7ZM79 255H80V254H79ZM100 255H101V254H100ZM104 255H105V254H104ZM123 255H124V258H125V257L127 258V255L125 256V253H124ZM129 255H128V257H131V256H129ZM139 255H138V257H140ZM155 255H157V258H159V257L161 256V255L158 256V254H156V253H155ZM168 255H169V252H168ZM231 255H232V254H230V256H231ZM233 255H234V254H233ZM31 256H32V255H31ZM34 256H35V255H34ZM54 256H55V255H54ZM59 256H60V255H59ZM62 256H63V255H61V257H62ZM86 256H87V255H86ZM120 256H122V255H120ZM120 256H119V257H120ZM240 256L242 257V255H240ZM13 257H14V256H13ZM16 257H17V256H16ZM20 257H21V256H20ZM28 257H29V256H28ZM63 257H65V256H63ZM102 257L104 258L103 254H102ZM113 257H114V256H113ZM119 257H118V258H119ZM150 257L148 258L149 260H150ZM166 257H168V256H166ZM166 257H163V256H162V258H161V259H162L161 262L164 261V258H165V260L167 261V258H166ZM199 257H200V258H199ZM211 257H212V256H211ZM225 257H226V256H225ZM234 257H235V256H234ZM3 258H4V257H3ZM11 258H12V257H11ZM31 258H32V257H31ZM33 258H34V257H33ZM55 258H56V257H55ZM55 258H54V259H55ZM106 258H107V257H106ZM122 258H123V257H122ZM126 258H125V259H126ZM135 258H137V257H135ZM157 258H156V262H159L160 260L158 261ZM168 258H169V257H168ZM8 259H9V257H8ZM8 259H7V260H8ZM35 259H36V258H35ZM63 259H64V258H63ZM99 259H100V258H99ZM133 259H134V258H133ZM139 259L142 260L141 257H140ZM139 259H138V261H139ZM148 259L144 260V263L147 264V262H148V264H149V261H147ZM159 259H160V258H159ZM211 259H212V258H211ZM215 259H216V258H214V260H215ZM220 259H221V258H220ZM220 259H219V260L216 259V260H218V261H220V262H224V260H226L227 258L223 259V261H221L222 259H221V260H220ZM234 259H235V258H234ZM241 259H242V258H241ZM15 260H17V259H15ZM15 260H13V261L15 262ZM28 260H29V259H28ZM30 260H31V259H30ZM30 260H29V261H30ZM96 260H97V259H96ZM101 260H102V259H101ZM103 260H104V259H103ZM152 260H155V259H152ZM216 260H215V261H216ZM10 261H11V260H10ZM10 261H9V263H10ZM26 261H27V260H26ZM53 261H54V260H53ZM106 261H108V260H106ZM115 261H116V260H115ZM115 261H114V262H115ZM123 261H125V260H123ZM134 261H135V259H134ZM145 261H146V262H145ZM168 261H167V262H164V264H165V263H168ZM218 261H216V263H217V264H220V263H218ZM2 262H3V261H2ZM6 262H7V261H6ZM24 262H25V261H24ZM24 262H21V263H24ZM55 262H57V261H55ZM118 262H119V261H116L115 264H117ZM136 262H137V260H136ZM139 262H140V261H139ZM141 262H142V261H141ZM152 262H154V261H151L150 264H152ZM156 262H155V263H156ZM212 262H213V261H212ZM225 262H226V261H225ZM227 262L229 263V261H227ZM231 262H232V261H231ZM241 262H242V261H241ZM9 263H8V264H9ZM26 263H27V262H26ZM33 263H35V262H33ZM53 263H54V262H53ZM123 263H124V262H122L121 264H123ZM130 263H131V262H130ZM130 263L128 262L127 264H130ZM155 263H154V264H155ZM203 263H204V262H203ZM214 263H215V262H214ZM216 263H215V264H216ZM228 263H227V264H228ZM236 263H237V262H236ZM11 264H12V263H11ZM30 264H32V263L30 262ZM72 264H73V263H72ZM78 264H79V263H78ZM94 264H95V263H94ZM118 264H120V262H119ZM137 264H138V262H137ZM161 264H162V263H161ZM222 264H226V263H222ZM232 264H233V263H232Z\"/></svg>",
    "mask_w": 264,
    "mask_h": 264
}]
</instances>
